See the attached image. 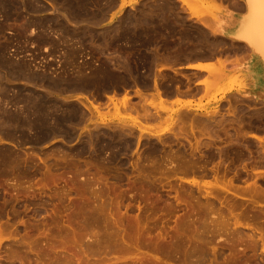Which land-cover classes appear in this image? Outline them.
I'll list each match as a JSON object with an SVG mask.
<instances>
[{"label": "rangeland", "instance_id": "obj_1", "mask_svg": "<svg viewBox=\"0 0 264 264\" xmlns=\"http://www.w3.org/2000/svg\"><path fill=\"white\" fill-rule=\"evenodd\" d=\"M53 3H51V2ZM60 1V2H59ZM78 1V0H77ZM85 1V2H84ZM92 1V2H91ZM100 1H102V3L101 2H99V0H98V2H97V0H96V3H95V0L93 1V0H79L78 2H75L74 4H75V6H78V9H81V10H83V11H81V14L84 16H82L81 15V18H83V19H81V18H74V19H77L76 21L78 22L80 19H81V21H80V24H81V26H80V24H77V25H75L74 23L75 22H73V21H75V20H73L71 23H67L66 25H68L67 27H70L71 28V31H73V32H76L77 34H75V37L76 36H78V37H81L82 38V40L81 41H83V42H80L79 43V41L78 40H75L74 38H73V40H72V43L73 44H71L70 42L71 41H60L59 42V40L58 39H60L61 38V34H59L58 35V33H55V32H52L51 30H50V32L48 33V31H44V32H42V33H44L45 34V32L47 33V34H49L48 35V37H49V39L47 40V41H37L35 38H37L38 36H39V33L41 32L40 30H41V28H40V26H43V25H45V24H47V23H49V20L51 21H54V19H56V18H60V19H62V16L63 15H65V11H64V9L62 8L63 7V3L61 2V0H56V1H52V0H49V1H47V0H37L36 2H35V5H34V8L37 6L38 8H33L32 10H31V12L33 13V14H31V12L29 13V16H28V18L30 19V20H34V24L32 23V25H30L28 28H26V30H25V32H24V34L26 35V39H27V41H28V43L29 42H31V43H33L32 45L29 43H27V41L25 42V43H23L24 41L21 39V41L20 40H18L13 34L15 33V30H12V29H16V27L15 26H17V24L20 22L19 20V22L18 21H16V20H12V19H9V20H7V23H9V24H7L6 23V20L4 21V19L2 20L1 18H0V23L2 24V26L4 27V30H6V31H4L3 30V32H1L0 33V41H2V43L0 42V44L2 45V44H8L9 43V45H7L8 46V48H10V49H8L7 48V50H8V52H7V50H6V56L8 55L9 56V59H12V60H18L19 59V61L20 60H23V62H27V63H29L28 61H30V63L32 64H30V66H32V67H34L35 69H37L38 70V68L40 69V68H43V69H48L47 71L48 72H51L53 75H57V74H60L61 73V71H62V74L66 71V73L65 74H67V76H69V77H71L72 76V78L74 77V75H73V73L75 74V75H77L76 77L78 78V77H81L82 76V74H84L85 76L86 75H88L87 77H89L88 79H90V80H92L93 79V81L94 82H104V80H105V82H107L108 80L109 81H112V79L114 78H117V77H119L118 79H120L121 78V80L122 81H120V85L122 86V88L120 87V85L118 84L116 87H117V90L115 89V95H114V97L117 95V97H119V95H120V97H122V95H123V93L124 92H127V95H128V97L129 96H131L130 98H132V99H130L129 98V101H130V103H132L131 105L133 106V105H135V104H137L138 102L140 103L141 102V100L143 101V99L144 98H141V97H145V96H143L146 92H147V90H148V92H150V93H152L153 91H154V93L157 91V90H159V89H161V90H163L164 88V90H166V88H167V91L168 92H160V90H159V93H164V94H162V96L163 97H166V98H168V96L170 97L171 95H170V93H173V90H174V87L176 88V87H178L179 88V90L180 91H185V89L188 91H186L189 95V97H191V98H189L188 100V103H187V100H185V102L184 101H182V104H180V103H177V102H173V100H170L169 98V100L168 99H166V101H163L164 102V104H162V105H164L165 106V109L167 110L168 108L169 109H171V108H173L171 111L168 109L167 110V114H169V115H163V113L165 112L166 113V110L165 111H163L164 110V107L163 106H160V104L158 103V105L157 104H155V107H153L154 106V104H151V100L152 99H150V98H147V100H149L148 101V104L150 103V106H152V107H150L147 103V105H146V108H148L147 110H149V111H147V113H148V115H146V117L147 116H149V117H147L148 118V121H147V124H145L146 123V121L145 120H147V118H145V117H143L142 116V114H143V111H144V109L142 110V108H145V106L143 105V103H144V101L145 102H147V100H145L144 99V101H143V103L141 104L142 105V108H141V106H140V104L138 103V105H139V107L141 108H139V107H137L138 108V110H142V112L140 111V113H141V121L142 120H144V121H142V124L143 125H147V128H146V130L149 128V129H151V130H148L149 132H152V133H149L148 131H146V130H144L143 132H142V134H143V136L142 137H140L142 134H141V132H139L138 131V129L136 130V128L133 126V130H131V131H126L125 133H123V135H122V139H121V135L120 134H122V132H124L125 130H126V128H127V126L128 127H132L131 126V122L129 121L130 119V117H132V116H135L136 114L135 113H137V112H133V110H132V113H134V114H132V113H130V112H125L124 110H122V108H118V109H116V110H114L115 108L113 107V104L111 103L112 101L110 100V96L111 97H113L112 95H113V93H114V90H113V88L112 87H109V89L108 88H106V90L105 89H102V90H100L99 92H98V94H99V96L97 97V100H95L96 99V97L94 96V102H93V100H92V98H91V96H89V93H91L92 92V90L94 91L95 89H90V90H74L73 92L71 91L70 93H69V95H68V93H66V94H61V95H67V96H72V97H74V96H76L77 97V99L78 100H83L84 102H85V104L87 103L88 104V106L92 109V104L90 105V102L91 103H93V105H97V104H101V106L102 105H104V106H102V107H99L100 108V111L101 112H98V113H101L100 115H98L97 113H96V116L94 115V117H96V118H94V117H92V119H89V120H85V121H83L84 122V124L82 123V124H80L81 125V130H79L80 129V126H78V130H76V131H78V132H76L77 134H79V133H85L84 131L90 126V128H88L86 131L89 133V132H91L92 130H90L91 128H93L94 127V124L95 123H93V122H96L97 124L98 123H100V124H98V126L97 125H95V127H94V130L93 131H95V128H96V130H99V129H101L100 130V132H101V137H102V139L104 140V144L106 145H108V144H111V146L113 145H118V146H123L122 147V149L123 150H121L120 151V153H122V155H120V153H119V156H118V160L117 161H112V163H108V162H106V160H105V162L106 163H104V162H102V160H92V159H88V157H87V154H83V155H85V158L84 157H82L83 159H84V162H83V166H84V169L86 168H90V166H91V168L90 169H92V170H95V167H93L95 164L97 165V166H99L100 164L99 163H101V169H108L107 171L108 172H110L111 170V172L110 173H112L113 172V170L114 169H118V170H121L122 172H119L118 170H114V171H116V172H113V174H116V173H118L119 172V175H112L111 177L112 178H110V173H109V175H107L105 172H107V171H105L104 172V169L103 170H99L100 168V166L99 167H97L96 168V170L94 171L95 173H93V171L92 170H86V171H84L83 173H82V176H77L76 178L74 177V176H71V174H69L70 172H71V169L70 168H72L73 167V165H74V163H76V162H74V163H71V166L69 167V168H67L68 167V164H70L69 162L67 163V166H63V164H62V167H60V168H58L57 169V171L59 172V173H57V176L58 177H60L59 176V174L62 176V178H61V180L60 179H56L57 177L56 176H54V175H56V173H55V169H54V166H52L53 164V160L51 159V161H50V157L52 158V152H53V146H56V145H60L61 144V142H62V144H61V146H63V147H68L67 149L68 150H71V149H74V146L76 147V145H77V143L79 142V140H78V136H76V137H73L72 139H70L69 141H68V144H67V141L65 142V141H63L60 137H57L58 139H55V138H51L50 137V139H44L41 143L39 142V143H33V145H32V142H30V141H27V143H26V141H22L23 143H20L19 142V144H18V142H16V141H14L13 140V142H12V140H9V139H3V141H2V139H0V147L1 146H3V147H1L0 148V150L2 149V151L4 150V152H7V153H10L11 151V153H12V155H14V156H16V154L17 155H20V156H18L19 158H22V159H24V158H26V156L28 155V154H31L32 152V154H34V151L36 152H38V150H39V153H35V156H37L36 154H38V158L37 157H33L34 155H32L31 157L32 158H30V156H29V158H30V164L29 163H27V165H25L24 166V162H22V164L23 165H21L22 166V168L21 169H25V171L28 173V174H25V172H23L24 174H22L21 175V173L20 174H18V176L16 177L17 179L19 178V180H20V184L18 183L19 181H14V179L15 178H13V177H11V176H13L14 174L9 170V169H7V167H5V170H4V167L3 166H1L0 168H2V170H0V174H2L3 172H5L4 173V175L6 176V175H8V177L6 178V177H4L3 176V174L2 175H0V196H1V198H0V210H2V211H0L1 212V214L0 215H2V216H0V261L2 262L3 260H6L7 259V256L9 257L10 256V254L12 255V253L14 252V253H16L17 251H18V249H17V251L15 252V251H13L14 249H16V245L18 244V246H19V243H20V245H22V247H20L21 248V251L19 250L18 251V253H17V255H16V257H18V262H20L19 260L20 259H22L21 260V262L20 263H16L17 261L15 260V259H17V258H15L13 255L11 256L13 259H14V261H13V263L14 264H21V263H23V264H36L35 262H45L46 261V258H50V261H49V259H47L48 260V262H50L49 264H57V262L56 261H54V260H57L58 261V258L57 257H59L60 255H63V254H66L67 252H66V248H67V250H68V252H69V256H72L73 258H71V257H68L67 258V261L65 262L64 261V264H72L73 262L72 261H74V263L75 264H112V263H115V264H118V262L120 261V262H122L123 264H125L126 262L127 263H134V264H142V262L141 261H143V264H144V262H146V260H148L149 261V263H150V261L153 259L152 257H154V260L156 259L157 261L159 260V261H162V263L161 262H159V264H164V261H165V264H166V262H167V264H177V262L175 263V262H173V259L176 257L177 258V256L178 255H183V253H181L182 252V250H181V252H180V254L179 253H174V249H171L172 247H171V245L172 244H174L173 243V238L174 237H178L179 235H177V234H179V233H177L178 231H179V229L181 230L182 229V226L184 225L183 223L185 222V220L186 219H188L189 217H190V212L188 213V210H186V207L185 206H187L186 204H185V202H187V203H190L189 204V206L190 205H192L193 204V206H192V208L194 209V210H196L197 208L196 207H200L199 209L200 210H198L197 209V211H194V212H200L201 213V208H203V210L205 209V211H206V209H208V206H206L205 207V205L204 206H202V204L204 203V201L205 202H207V203H205V204H209L210 202L209 201H207V200H209L210 199V201L212 200L213 201V203H214V200H215V203L214 204H216L217 202L219 203H221V202H223L224 200H227V198L228 197H230L229 196V194H226L224 191H220L219 190V192L217 193V191H218V189L217 188H219L220 186H222V185H220V182L222 183V182H230L229 184H231V186L233 187V185H232V183L231 182H233V184H234V188H235V185H237L238 186V188H239V186H240V191H241V187H242V190L243 191H241V194H239L238 192H240V191H238L237 189H235L234 190V188H232L230 185V187H231V189L229 188V190H231L232 192L234 191V192H236V198L234 197V200L233 199H230L229 201L227 200L226 201V203L228 204L229 202H231V203H229L230 205H231V207H232V204H235L236 206L235 207H238V210H236V208H234V205H233V209H234V213H236L237 211H239V210H241V211H244V213H243V215H245L246 216V218L244 217V220L243 221H241V223H245V224H247L248 225V227L250 228L251 227V229L253 228V230L252 231H254V232H252V237L254 238H252L253 240L252 241H249V239L247 240V237H245L246 239L243 241V239L242 238H238L237 237V235H235L234 236V234H235V231H234V234L232 233L231 234V232H233L232 230H233V228H231L232 226H233V222H232V220L234 221V219L233 218H230V216H229V214H228V217H225V218H227V222H228V224H227V227H230L231 225V227L228 229L227 228V230L229 231V233H227L228 231L226 230V228H224L223 227V229L225 230H222V231H224V232H222L221 231V229L219 230V232L218 231H216V233L218 232V235L214 232L215 231V228L213 229V232H214V234L215 235H213V236H216V237H213L212 235H207V236H210V237H213V238H215V240H213L212 242H211V244L214 246V245H217V246H215L216 248L218 247V246H221L222 244V248H223V246H224V248L222 249L221 247H219V251H216L215 250V247H214V249H213V253L216 251L217 253L219 252V255L215 252L214 253V255L215 254H217V257L218 258H220V259H215V258H217V257H215L214 256V260H213V262H214V264H216V263H218V264H223V263H220V262H222L223 260H222V258L224 259V253H227L228 254V252H225L226 251V247H228V246H225V245H227L228 243V240L229 239H233V241L236 239V238H238L237 239V242H235V243H237L236 245V247L238 248V250L237 251H239L240 249H239V247L242 245V247H240V248H244L242 251L243 252H245L246 251V254L248 255V257H247V255H246V258H245V253L243 254L242 252H240L242 255H244L243 257H242V255L239 253V252H237V254L239 253L240 254V256L244 259L245 258V260H247L248 261V258H250L249 259V262H245L243 259H242V261L244 262L243 264H247V263H249V264H264V242L261 244V242H262V240H256V239H260V235L262 234L260 231H262V230H264V143L262 142V143H259V142H257L256 140V130H255V126H256V121H257V115H256V102H254V101H252V100H250V99H247V98H244L243 96H241V95H239V94H235V93H231V95L230 94H228L227 96L226 95H223L224 93H225V91H226V89H224V88H222V87H220V88H218L216 85H217V80H213L212 79V81H214V83H212L211 84V87L209 86L210 84V82H206L204 85H203V89L201 90V89H197V90H195L194 91V88H192L193 86H192V82H193V80L195 79V77L190 73V72H187V71H181V70H177V66H179V65H182L188 58H191V56H193L194 54H198V53H202V52H200V50L202 51L203 50V46L201 47V45L196 41V39H198V31H199V29L197 28V27H195V26H193V24L191 23V21L190 20H186V19H184L182 16H180V14H178V6H177V2H175L174 0H148L147 2H145V0L143 1H141V2H137L136 0H132V1H129V2H125V1H123V2H121L120 4H118V0H100ZM113 1H116V3H114ZM136 1V2H135ZM55 2H58L57 3V5H56V3ZM106 2H108L107 3V5L105 4ZM135 4V5H130V6H132L131 8H125V6L124 5H129V4H133V3ZM144 2L146 3V4H144ZM152 2V3H151ZM161 2V3H160ZM168 2V3H167ZM38 3V4H37ZM51 3V4H50ZM61 3V4H60ZM112 3V4H111ZM114 3V4H113ZM151 3V4H150ZM42 4V5H41ZM80 4V5H79ZM88 4H91V5H88ZM93 4V5H92ZM97 4V5H96ZM99 4V5H98ZM105 4V5H104ZM109 4V5H108ZM111 4V5H110ZM141 4V5H140ZM153 4V5H152ZM157 4H158V6H157ZM161 4V5H160ZM50 5H52V6H50ZM55 5V6H54ZM59 5H60V7H59ZM86 5V6H85ZM96 5V6H95ZM100 5H102V6H100ZM112 5H113V7H112ZM157 7H156V6ZM160 5V6H159ZM56 6H58V7H56ZM62 6V7H61ZM91 8H89V7ZM99 6V7H98ZM105 6L107 7L108 6V8H105ZM165 6V7H164ZM56 7V8H55ZM103 7V8H102ZM112 7V8H111ZM120 7H122V8H120ZM150 7V8H149ZM168 7H170V8H168ZM61 8L63 9L62 11L64 12H62L61 11ZM98 8H99V11H98ZM139 8V9H138ZM158 8V9H157ZM160 8V9H159ZM38 11H37V10ZM42 9V10H41ZM95 9H97V10H95ZM121 9V10H120ZM153 9V10H152ZM174 9V10H173ZM33 10H35V12L33 11ZM104 10V11H103ZM101 11V12H100ZM104 13H103V12ZM168 11V12H167ZM96 12H97V14H96ZM154 12V13H153ZM156 12V13H155ZM35 13V14H34ZM88 15H87V14ZM99 13V14H98ZM103 13V14H102ZM144 13V14H143ZM146 13V14H145ZM159 13V14H158ZM93 14V15H92ZM166 14V15H165ZM31 15H33L34 17H32ZM53 15V16H52ZM55 15V16H54ZM59 15V16H58ZM95 15H98L97 17H95ZM101 15H103V16H105V17H103V16H101ZM126 15V16H125ZM131 15V16H130ZM178 15V16H177ZM61 16V17H60ZM86 16H90L91 18L90 19H86L87 17ZM101 16V17H100ZM122 16V17H121ZM160 16V17H159ZM162 16H163V19H162ZM169 16V17H168ZM50 17V18H49ZM93 17H94V19H93ZM98 17H99V19H98ZM124 17H126V18H124ZM137 17V18H136ZM33 18V19H32ZM36 18V19H35ZM40 18V19H39ZM54 18V19H53ZM102 18V19H101ZM173 18V19H172ZM175 18V19H174ZM21 19V18H20ZM37 19H39V20H37ZM48 21H47V20ZM144 19V20H143ZM12 20V21H11ZM22 20V19H21ZM82 20H85V21H82ZM92 20V22H94L93 24H91L90 23V21ZM93 20H95V21H93ZM124 20V21H123ZM128 22H127V21ZM143 20V21H142ZM172 20V21H171ZM181 20V21H180ZM184 20V21H183ZM17 23H15V22ZM41 21H42V23H41ZM51 21V22H52ZM96 21H97V23H96ZM133 21V22H132ZM140 21V22H139ZM161 21V22H160ZM173 21H175V22H173ZM178 21H179V23H178ZM13 22V24L12 25H10L11 23ZM35 22H36V24H35ZM39 22V23H38ZM45 22V23H44ZM47 22V23H46ZM132 22V23H131ZM147 22H149V23H147ZM157 22V23H156ZM167 22V23H166ZM173 22V23H172ZM190 22V23H189ZM4 23V24H3ZM15 23V24H14ZM44 23V24H43ZM96 23V24H95ZM126 23V24H125ZM159 23V24H158ZM72 24V25H71ZM156 24V25H155ZM6 27H5V26ZM35 25V26H34ZM39 25V26H38ZM127 25V26H126ZM129 25V26H128ZM132 25V26H131ZM183 27H182V26ZM9 26V27H8ZM76 26V28H78V29H76V28H74ZM79 26V27H78ZM85 26V27H84ZM133 26H134V28H133ZM40 29H39V28ZM83 27V28H82ZM114 27H115V29H114ZM12 28V29H11ZM29 28H31L30 30H32L31 32H29ZM35 28H36V30H35ZM74 28V29H73ZM88 28H89V30H88ZM146 28V29H145ZM156 28V29H155ZM172 28V29H171ZM181 28V29H180ZM186 28V29H185ZM73 29V30H72ZM76 29V30H75ZM80 29H83L84 30V32H83V30L82 31H80ZM92 29H93V31H92ZM95 29H96V31H95ZM110 29H111V31H110ZM113 29H114V31H113ZM117 29H119L118 31H116ZM149 29V30H148ZM158 29V30H157ZM169 29V30H168ZM183 29V30H182ZM78 30H79V32H78ZM85 30H87V31H85ZM98 30V31H97ZM100 30V31H99ZM135 30V31H134ZM149 31V33H148V31ZM191 30V31H190ZM26 31L27 32H29V33H26ZM90 31V32H89ZM103 31H105L104 33H103ZM108 31V33L110 34V32H111V34L109 35L108 33H106ZM130 31V32H129ZM132 31V32H131ZM137 31V32H136ZM167 31V32H166ZM73 32H72V34H73ZM85 32H87V33H85ZM135 32H136V34H135ZM143 32L145 33L146 32V34L144 35L143 34ZM158 32V33H157ZM171 32V33H170ZM187 32V33H186ZM13 33V34H12ZM36 33V34H35ZM42 33H40V35L42 34ZM52 33V34H51ZM79 33H81V35H78ZM91 33V34H90ZM97 33H99V34H97ZM120 33V34H119ZM134 33V34H133ZM141 33V34H140ZM148 33V34H147ZM23 34V35H24ZM34 34V35H33ZM56 34V35H55ZM108 35V36H106V35ZM113 34H116V35H113ZM124 34H126V36H124ZM132 34V35H131ZM142 34H143V40H141L142 38ZM157 34V35H156ZM176 34V35H175ZM195 34V35H194ZM31 35V36H30ZM36 35V36H35ZM53 35H55V37L53 36ZM90 35V36H89ZM93 35V36H92ZM113 35V36H112ZM135 35V36H134ZM162 35V36H161ZM183 35H185L186 37H184ZM51 36H53V37H51ZM72 36H74V35H72ZM89 36V38H90V40H92V38L94 37V36H96V37H94L93 38V41L95 40L96 42H93V41H90L89 40V38H87ZM101 36H105L104 38L103 37H101ZM113 38H112V37ZM115 36V37H114ZM119 36H121V37H119ZM131 36H132V38H133V41H132V38H131ZM136 36H137V38H136ZM138 36H139V40H138ZM141 36V37H140ZM176 36V37H175ZM30 37L32 38V40H33V38H34V40H33V42L31 41V39H30ZM57 37H59L58 39H57ZM101 37V38H100ZM156 37V38H155ZM174 37V38H173ZM188 37V38H187ZM195 37V38H194ZM52 38V39H51ZM55 38V39H54ZM87 38V39H86ZM101 40H100V39ZM111 39V40H109L108 41V39ZM121 38V39H120ZM134 38H136L135 40H134ZM146 38V39H145ZM152 40H151V39ZM158 38H159V40H158ZM177 39V41H176V39ZM184 38V39H183ZM190 38V39H189ZM53 39H54V41L56 42H54V46H53V43L52 42H50V41H53ZM97 39V40H96ZM99 39V40H98ZM117 39V40H116ZM120 39V42L121 43H118L119 40ZM131 39V40H130ZM145 39V40H144ZM150 39V40H149ZM156 39H157V41H156ZM165 39L166 40H168V41H165ZM183 39V40H182ZM4 40V41H3ZM5 40H6V42L7 43H4L5 42ZM15 40V41H14ZM50 40V41H49ZM74 40H75V42L76 43H74ZM84 40H87V41H84ZM89 40V41H88ZM149 40V41H148ZM99 41V42H98ZM105 41H107V43H104ZM116 41H117V43H116ZM130 41H131V43H130ZM149 43H148V42ZM171 41V42H170ZM175 41V42H174ZM20 44H19V43ZM43 42H45V43H43ZM58 42V43H57ZM63 42V43H62ZM64 42H66V43H64ZM87 43V45H86V43ZM135 44H134V43ZM146 42V43H145ZM218 42V43H217ZM217 48L219 47V48H221L222 46H223V44H222V42L220 43V41H218L217 40ZM17 45H16V44ZM23 43V44H22ZM42 43V44H41ZM71 45H70V44ZM81 43H83L82 45H81ZM92 43V44H91ZM111 43V44H110ZM113 43V44H112ZM116 43V44H115ZM123 43V44H122ZM28 44V45H27ZM36 44V45H35ZM74 44H76L75 46H74ZM78 44V45H77ZM89 44V45H88ZM96 44V45H95ZM106 44H109V46L111 47V50H110V47H108V45H106ZM119 44H121V45H119ZM126 44H128V45H126ZM149 44V45H148ZM152 44V45H151ZM157 44H159L158 46H156ZM197 44V45H196ZM18 45H20V46H18ZM26 45V46H25ZM47 45V46H46ZM51 45V46H50ZM58 45V46H57ZM66 45V46H65ZM68 45H69V47L70 46H72L73 48L75 47V49H76V51L77 52H75L74 53V51H70V50H73V48L72 49H69V47H68ZM87 47H86V46ZM90 45H91V47H90ZM94 45V46H93ZM106 45V46H105ZM116 45V46H115ZM118 45V46H117ZM140 45V46H139ZM146 45V46H145ZM153 45H154V47L156 48V47H158V48H156L155 50H156V52L153 50ZM165 45V46H164ZM172 45H174V46H172ZM220 45V46H219ZM16 46V47H15ZM25 46V47H24ZM84 46V47H83ZM121 46V47H120ZM124 46H125V48H124ZM144 46V47H143ZM148 46V47H147ZM160 46V47H159ZM163 46V47H162ZM182 46V47H181ZM196 46V47H195ZM199 46V47H198ZM19 47V48H18ZM21 47V48H20ZM24 47V48H23ZM30 47V48H29ZM48 47H50V48H52V49H48ZM53 47L55 48V50H56V48L58 47V49L55 51L54 49H53ZM61 47V48H60ZM66 47H68V48H66ZM79 47L82 49H80V51H82L81 52V54H80V52H78L79 50ZM102 47V48H101ZM106 47H108V48H106ZM115 47V48H114ZM123 47V48H122ZM132 47H133V49H132ZM136 47H139V48H136ZM150 47H151V49H150ZM173 47V48H172ZM176 47V48H175ZM195 47V48H194ZM23 48V49H22ZM99 48H100V50H99ZM103 48H104V50L105 51H103ZM113 48V49H112ZM131 48V50L129 51V49ZM142 48V49H141ZM165 48V49H164ZM219 48H218V50H219ZM19 49H20V51H19ZM62 49V50H61ZM69 50L70 51V53L73 55L74 54V57L73 58H71L72 57V55L69 53V51H67V50ZM74 49V50H75ZM86 49H87V51H88V53L86 52ZM90 51H89V50ZM95 49H97L96 51H95ZM102 49V50H101ZM107 49V50H106ZM118 49V50H117ZM121 49H122V51H121ZM126 49H128L127 51H126ZM136 49H138V50H136ZM144 49V50H143ZM146 49V50H145ZM162 49V50H161ZM186 49H187V51H186ZM50 50H51V52H50ZM66 50V51H65ZM84 50V51H83ZM95 51V53H94V51ZM108 50H110L111 51V53H110V51H108ZM115 52H114V51ZM134 50V51H133ZM137 52H136V51ZM141 52H140V51ZM151 50V51H150ZM172 50V51H171ZM184 50V51H183ZM12 51V52H11ZM17 51V52H16ZM63 51L64 52H66L65 53V57L63 56L64 55V53H63ZM116 51H118V53L116 52ZM149 51H150V54H149ZM153 51V52H152ZM161 51H162V53H161ZM167 51V52H166ZM220 51V50H219ZM34 52V53H33ZM37 52V53H36ZM73 52V53H72ZM102 52H104V53H106V54H104V53H102ZM114 52V53H113ZM121 52H123V53H121ZM126 52V53H125ZM127 52H129L128 54H127ZM132 52V53H131ZM136 52V53H135ZM152 52V53H151ZM187 52V53H186ZM189 52V53H188ZM194 53V54H191V53ZM198 52V53H197ZM15 53V54H14ZM19 53V54H18ZM68 53V54H67ZM79 53V54H78ZM84 53V54H83ZM108 53V54H107ZM135 53V54H134ZM143 53V54H142ZM63 54V55H62ZM69 55V56H71V57H68V59H67V55ZM77 56H76V55ZM85 54H87L86 56H87V58H89L90 60H88L87 58H86V56H85ZM89 54V55H88ZM91 54H92V57L90 58L89 56H91ZM101 54H102V56H101ZM109 54H110V56H109ZM113 54H115V55H113ZM116 54L121 58V55H122V58L121 59H123V60H120V58H118V56L116 57ZM121 54V55H120ZM133 55V56H131V55ZM142 54V55H141ZM152 54V55H151ZM161 54V55H160ZM177 54V55H176ZM189 54L191 55L190 57H189ZM13 55H15V56H13ZM38 55V56H37ZM78 55H81V56H78ZM104 55H108L109 56V58H108V56L105 58V56ZM126 55H128V56H126ZM141 55V56H140ZM147 55V56H146ZM154 55V56H153ZM164 55V56H163ZM179 55V56H178ZM185 55V56H184ZM11 56V57H10ZM35 58H34V57ZM40 56H41V58H40ZM95 56V57H94ZM115 56V57H114ZM127 58V61H125V62H127V64L124 62V60H126V58ZM135 56V57H134ZM152 56V57H151ZM157 56H159L160 58H159V60H158V57ZM163 56V57H162ZM166 56V57H165ZM14 57H15V59H14ZM19 57V58H18ZM113 57H114V59H113ZM124 57V58H123ZM129 57H134V58H129ZM168 57V58H167ZM186 57H187V59H186ZM64 58H66V60L64 59ZM69 58H71V59H69ZM74 58H75V60H74ZM99 60H98V59ZM111 58V59H110ZM116 58V59H115ZM138 58V59H137ZM140 58V59H139ZM143 58V59H142ZM149 58V59H148ZM157 58V59H156ZM59 59V60H58ZM91 59H93L92 61H94V62H92V64H93V66L94 65H96V66H94L95 68L97 67H99L98 69L96 68H91V66H92V64L90 65V63H91ZM97 59V60H96ZM101 59V60H100ZM106 59V60H105ZM136 59V60H135ZM161 59V60H160ZM163 59H165V60H163ZM25 60V61H24ZM71 61V64L73 65V63H75V61H76V64H74V67L77 65L78 67L75 69L73 66L71 67V64H70V61ZM85 60V61H84ZM109 60H110V63L112 64V65H114V67L112 66V65H110V63H108L109 62ZM114 60V61H113ZM115 60H117V62L118 63H114V62H116ZM131 60V61H130ZM134 60V61H133ZM157 60V61H156ZM45 61V62H44ZM47 61V62H46ZM63 62V64L65 63V65L63 66V64H62V62ZM66 61V62H65ZM74 61V62H73ZM87 61V62H86ZM96 61H99L98 62V64L100 65V64H102V61L104 62V65H101V66H99L97 63H96ZM134 62V64H133V62ZM142 61V62H141ZM144 61V62H143ZM149 61V62H148ZM154 61V62H153ZM177 61V62H176ZM184 61V62H183ZM68 62V64H70V65H68V64H66ZM101 62V63H100ZM122 62V63H121ZM156 62V63H155ZM61 63V64H60ZM88 63V64H87ZM124 63V64H123ZM140 63V64H139ZM160 63V64H159ZM172 63H174V65L172 64ZM176 63V64H175ZM36 64V65H35ZM60 64V65H59ZM79 64H80V66H79ZM108 66H107V65ZM120 64V65H119ZM156 64H158V65H156ZM167 64V65H166ZM171 64V65H170ZM35 65V66H34ZM50 65V66H49ZM54 66V67H52V66ZM82 65H84V66H82ZM88 65V66H87ZM90 65V66H89ZM110 65V66H109ZM120 67V70H118L119 68H115V67ZM126 67H125V66ZM137 65V66H136ZM139 65H141V66H139ZM151 65V66H150ZM171 67H170V66ZM177 65V66H176ZM39 66V67H38ZM44 66V67H43ZM45 66L47 67V68H45ZM56 66V67H55ZM57 66H58V68H57ZM66 66L68 67V68H66ZM128 66V67H127ZM130 66H132L133 67V69H132V67H130ZM36 67H38V68H36ZM50 67V68H49ZM60 67L61 68H63V70H61L60 69ZM101 67V68H100ZM102 67H103V69H102ZM109 68V70H111L112 68V70H111V72L107 69V68ZM146 67H150V69H146ZM154 67H155V69H154ZM166 69H165V68ZM56 68V70H54ZM66 68V69H65ZM71 68H73V69H71ZM87 68V69H86ZM92 70H91V69ZM127 69V70H125L124 71V69ZM129 68H130V70H129ZM135 68V69H134ZM49 69H52V70H49ZM64 69H65V71H64ZM88 69L90 70L89 72H88ZM101 69V70H100ZM104 69H105V71H104ZM132 69V70H131ZM140 69H144L143 71L141 70L140 71ZM159 69V70H158ZM162 69H164V70H161ZM169 69V70H168ZM172 69V70H171ZM61 70V71H60ZM73 70V71H72ZM76 72H75V71ZM87 70V71H86ZM96 70V71H95ZM135 70V71H134ZM138 70V71H137ZM148 70H150V71H148ZM165 70H166V72H165ZM172 72H171V71ZM53 71H54V73H53ZM57 73H56V72ZM58 71H60L59 73H58ZM70 71H72V72H70ZM93 71V72H92ZM108 71V72H107ZM115 71V72H114ZM121 72V73H119V72ZM130 71V72H129ZM132 71V72H131ZM140 71V72H139ZM151 72V74L150 73H148V72ZM153 71H154V74H153ZM174 71H175V73H177V74H175L174 73ZM79 72V73H78ZM102 72V73H101ZM113 72V73H112ZM123 72V73H122ZM139 72V73H138ZM145 72H146V74H145ZM156 72V73H155ZM159 72H160V74H159ZM184 72V73H183ZM56 73V74H55ZM88 73V74H87ZM90 73H96V76H91V74ZM104 73H105V76H104ZM111 73V74H110ZM128 73V74H127ZM132 73L133 74V76H132V74L130 75V74ZM137 73V74H136ZM144 73V74H143ZM161 73H163V74H161ZM68 74H70V75H68ZM72 74V75H71ZM100 74V75H99ZM114 74H118V76L117 75H114ZM123 74V75H122ZM129 75V76H127V78L128 77H130L129 78V81H128V79L126 78V75ZM139 74V75H138ZM140 74L142 75V76H140ZM156 74V75H155ZM100 77H98V76ZM106 75H108V76H106ZM114 75V76H113ZM125 75V76H124ZM145 75V78L146 79H149V80H147L148 82H147V84H146V79L145 78H143V76ZM102 76V77H101ZM104 76V77H103ZM112 76V77H111ZM116 76V77H115ZM122 76V77H121ZM188 76V77H187ZM98 79H97V78ZM111 78V80H110V78ZM139 77V79H137ZM142 77V78H141ZM151 77V78H150ZM187 77V78H186ZM107 78H108V80H107ZM170 78V79H169ZM178 78H181V79H178ZM190 78V79H189ZM94 79H96V80H94ZM100 79V80H99ZM113 79V80H114ZM125 79V80H124ZM133 79H135L134 81H132ZM155 79V80H154ZM98 80V81H97ZM139 80V81H138ZM150 80H152V81H154V82H156L158 85H159V83L161 84V85H157V84H155L156 86H155V88H157V90H154L155 88L152 86L151 87V84H152V81H150ZM159 81V83L157 82V81ZM125 81V82H124ZM131 81H132V84H130L131 83ZM173 81V82H172ZM211 81V80H210ZM137 82V83H136ZM154 82H153V84L152 85H154ZM188 82H189V84H188ZM18 83V82H17ZM128 83L130 84L129 86H128ZM139 83H140V85H139ZM216 83V84H215ZM134 84V85H133ZM137 84H138V86L140 87L138 90L140 91V90H142L143 89V91L142 92H144L145 91V93H143V95H142V92L140 93V95H141V97H139L140 98V100H139V98H138V96H140V95H137V93H135V90L134 89H136L138 86H137ZM149 84H150V86H149ZM206 84H209V85H206ZM215 84V85H214ZM126 85V86H125ZM131 85H132V87H131ZM144 85H146V86H144ZM149 87H148V86ZM206 85V86H205ZM212 85H213V87H212ZM133 86L135 87L136 86V88H133ZM142 86V87H141ZM160 87V88H158V87ZM163 86V87H162ZM183 86V87H182ZM216 86V87H215ZM116 87H114V88H116ZM170 87V88H169ZM205 87H207V88H205ZM128 88V89H127ZM132 88V89H131ZM142 88V89H141ZM144 88H145V90H144ZM147 88V89H146ZM151 88H154L153 90L151 89ZM171 88H172V90H171ZM178 88H177V90H178ZM181 88H183L182 90H181ZM191 88V89H190ZM206 89V91H205V89ZM110 89H111V91L112 92H110ZM121 89V90H120ZM169 89V90H168ZM105 90V91H104ZM125 90V91H124ZM129 90V91H128ZM130 90H133V92L135 93H133L132 91H130ZM137 90V89H136ZM150 90H152V92L150 91ZM176 90V89H175ZM176 90V91H177ZM204 90V91H203ZM120 91H124V92H121V94H118V93H120ZM169 91H170V93H169ZM172 91V92H171ZM83 92V93H82ZM87 93V95H86V93ZM118 92V93H117ZM191 92V93H190ZM94 92H92L91 93V95L93 94ZM102 93V94H101ZM103 93H104V95H103ZM106 93V94H105ZM112 95H111V94ZM150 93H146L145 95H146V97H147V95H150ZM168 93V94H167ZM223 93V94H222ZM73 94V95H72ZM83 94V95H82ZM98 94H96V95H98ZM109 94V95H108ZM126 94V93H125ZM130 94V95H129ZM132 94V95H131ZM153 94V93H152ZM166 94V95H165ZM221 94V95H220ZM86 95V96H85ZM102 95V96H101ZM106 95V96H105ZM126 95V96H127ZM135 95L137 96V97H135ZM81 96V97H80ZM82 96H83V98H85V99H81L82 98ZM93 96V95H92ZM151 96V95H150ZM108 97V98H107ZM113 97V98H114ZM117 97H115V98H117ZM119 97V98H120ZM145 97V98H146ZM149 97V96H148ZM90 98V99H89ZM99 98V99H98ZM103 98V100H101ZM115 98H114V101L115 102H117L116 100H118V99H116L115 100ZM135 98V99H134ZM136 98H137V100H139V101H136ZM193 98V99H192ZM194 98H196V100L194 101ZM73 99V98H72ZM70 100V102H69V105H74V107L76 106V107H78V106H80L81 107V110H86V108H83V107H85L81 102H79L76 98H74L73 100ZM87 99V100H86ZM75 100V101H74ZM89 100H91V101H89ZM100 102H99V101ZM107 101L106 103H105V101ZM154 100V99H153ZM179 100V99H178ZM73 101H74V103L76 104H74L73 103ZM97 101V103H95ZM102 101H103V103H102ZM108 101H111L110 103H109V105L111 106V108H110V106H108V105H106L107 103H108ZM132 101H136L135 103H133ZM156 101V100H155ZM180 102H181V100H179ZM79 102V103H78ZM83 102V103H84ZM99 102V103H98ZM166 102H167V104H169L168 105V108H166L167 107V105H166ZM217 102V103H216ZM77 103L79 104V105H77ZM153 103H156V102H153ZM173 103V104H172ZM185 105H184V104ZM83 105V107H82V105ZM86 104V105H87ZM100 104H99V106H100ZM171 104V105H170ZM108 107H106V106ZM157 105V106H156ZM181 105H184V106H182V108H180L181 107ZM193 105V106H192ZM135 106H137V105H135ZM160 106V107H159ZM172 106V107H171ZM175 106H177V107H175ZM188 106V107H187ZM196 106V107H195ZM105 107H106V109H109V112H105L104 110H105ZM150 107V108H149ZM156 107H157V109L158 110H156V112H158L159 111V109L161 108V110L163 111V113H161L160 111V113L162 114H157L156 112H152V111H150V109H152V110H154V108L156 109ZM184 107V108H183ZM187 107V108H186ZM79 108V107H78ZM114 108V109H113ZM136 108V109H137ZM177 110H176V109ZM104 111V112H102V110ZM111 109V110H110ZM119 109H121V110H119ZM181 109V110H180ZM146 110V109H145ZM179 110L181 111V112H183V111H185L184 113L186 114H184V116L185 117H187V119H186V122H185V120H183V118H185V117H182L180 114H182V113H180V114H178V116H180V119L181 120H177L176 119V117H178L176 114L177 113H179ZM190 110V111H189ZM197 110V111H196ZM200 110V111H199ZM106 111H108V110H106ZM124 111V112H123ZM175 111V112H174ZM178 111V112H177ZM189 111V112H188ZM86 112H87V110H86ZM145 112V111H144ZM151 112V113H150ZM174 112V113H173ZM198 112H201V113H198ZM215 112V113H214ZM109 113V114H108ZM112 113V114H111ZM116 113V114H115ZM154 113V114H153ZM174 114V116H173V114ZM191 113H195V114H193V115H191ZM196 113H198V114H196ZM213 113V114H212ZM125 114V116H123ZM131 114V115H130ZM137 114H139V112L137 113ZM149 114H151V115H149ZM155 115V114H157L156 116H153V115ZM182 114V115H183ZM112 115V116H111ZM117 117H116V116ZM126 115H129V116H126ZM140 115V114H139ZM163 118L161 121H159L161 118H160V116ZM170 115H171V118H172V120L173 119H175V120H177L178 122H176L175 120H171L170 119ZM175 115H176V117H175ZM206 117H205V116ZM101 117V118H99V117ZM151 116H152V119H150L151 118ZM158 116H159V118H158ZM194 116H197L196 118L194 117ZM210 116V117H209ZM103 117V118H102ZM110 119H109V118ZM111 117H113V118H111ZM121 117V118H120ZM129 117V118H128ZM155 117V118H154ZM175 117V118H174ZM189 117H190V119L193 117L194 119V121L192 120H190L189 119ZM209 117V118H208ZM106 119V121L108 120V122L107 123H109V121H111V122H120L121 123V121L120 120H122V123L124 122L125 123V125H123V124H121V125H123V127L121 126V127H119L118 125L120 124H118V123H116V125L118 126V129L119 128H121V130H120V132L122 131V130H124V131H122L121 133L119 132V130H118V132L120 133V134H118V132H117V130H116V128H117V126L115 125V123H111L112 124V126H116V128H113V129H111V124H106V123H104L105 122V119ZM120 118V119H119ZM144 118V119H143ZM153 118L156 120V122L157 121H159L160 123H156L155 122V120H153ZM166 118V119H165ZM207 118V119H206ZM95 119H101L99 122H97V121H93V120H95ZM117 119H119V120H117ZM129 119V120H128ZM150 119V120H149ZM159 119V120H158ZM167 119H168V121H167ZM125 120V121H124ZM151 120H152V122H151ZM183 120V122H184V124L181 122ZM89 121H91V122H89ZM104 121V122H103ZM129 123V125H126V124H128L127 122ZM164 123H163V122ZM171 121V122H170ZM89 123H92V124H89ZM102 123H104V125L106 124V125H108V126H106V127H109V130H107L108 128H105V126L102 124ZM155 123V124H154ZM171 123H174V124H171ZM178 123V124H177ZM182 124V126H181V124ZM244 123V124H243ZM89 124V125H88ZM102 124V125H101ZM148 124H150V125H148ZM153 124V125H152ZM169 124H170V126L173 128V129H171V127H170V129L168 128L169 127ZM177 124V125H176ZM249 124V125H248ZM253 124V125H252ZM88 127H87V126ZM100 125V126H99ZM167 125V126H166ZM84 126H85V128H84ZM93 126V127H92ZM103 126V127H102ZM124 126L126 127V128H124ZM239 126V127H238ZM253 126V127H252ZM83 127V128H82ZM87 127V128H86ZM100 127V128H99ZM242 127V128H241ZM124 128V129H123ZM130 128H129V130H130ZM134 128H135V131H134ZM238 128H239V131H237L238 130ZM83 129H84V131H83ZM115 129V130H114ZM228 129V130H227ZM237 129V130H236ZM112 130V131H111ZM169 130V131H168ZM235 130V131H234ZM105 131V132H104ZM108 131V132H107ZM133 131V132H132ZM216 131V132H215ZM229 135V137H228V135L225 133V132ZM236 131H237V135L235 134L236 133ZM86 132V133H87ZM103 132H104V134H103ZM128 132H129V136H128ZM137 132V133H136ZM212 132H213V134H212ZM220 132V133H219ZM82 133V134H83ZM85 133V134H86ZM105 133L107 134V135H105ZM108 133H109V136H108ZM131 133V134H130ZM140 133V134H139ZM154 133V134H153ZM216 135H218V138H216L217 136H215V134ZM218 133V134H217ZM232 134V136H231V134ZM245 133V134H244ZM114 134V135H113ZM127 134V135H126ZM134 134V135H133ZM138 134V135H137ZM211 134V135H210ZM225 134V135H224ZM234 134H235V136H234ZM239 134L241 135V136H239ZM243 134V135H242ZM84 135V134H83ZM103 135V136H102ZM111 135V136H110ZM113 135V136H112ZM119 135V137H117ZM125 135V136H124ZM140 135V136H139ZM227 135V136H226ZM116 136V137H115ZM130 136H132V137H130ZM137 136H139L140 137V139L138 140V138L139 137H137ZM147 136V137H146ZM221 136V137H220ZM230 136H231V138H230ZM233 136H234V139H233ZM243 136V137H242ZM111 137V138H110ZM227 137H228V139H227ZM239 139H238V138ZM255 137V138H254ZM137 138V139H136ZM235 138H237L238 140H236ZM243 138V139H242ZM62 141H61V140ZM121 139V140H120ZM128 139V140H127ZM233 139V140H232ZM241 139V140H240ZM249 139V140H248ZM254 139V140H253ZM58 140H60V141H58ZM108 140V141H107ZM135 140V141H134ZM143 140V141H142ZM251 140V141H250ZM2 141V142H1ZM72 141V142H71ZM122 141V142H121ZM126 141V142H125ZM127 141H129V142H127ZM132 141V142H131ZM164 141H165V144H164ZM167 141V142H166ZM229 141H234V142H229ZM16 142V143H15ZM55 142H57V143H55ZM65 144H64V143ZM116 142V143H115ZM121 142V143H120ZM162 142H163V144H162ZM196 142H199V143H197L196 144ZM14 143H15V145H14ZM25 143V144H24ZM43 143V144H42ZM55 143V144H54ZM130 143V144H129ZM140 143V144H139ZM201 143V144H200ZM229 143V144H228ZM242 143V145H240ZM245 143V144H244ZM24 144V145H23ZM31 144V145H30ZM68 146H67V145ZM160 144V145H159ZM237 144V145H236ZM263 144V145H262ZM21 145V146H20ZM74 145V146H73ZM127 145V146H126ZM247 145V146H246ZM52 146V147H51ZM126 146V147H125ZM243 146V147H242ZM263 146V147H262ZM4 147H6L7 148V150L4 148ZM34 147H35V149H34ZM170 147H171V149H170ZM247 147V148H246ZM262 147V148H261ZM51 148H52V150H51ZM71 148V149H70ZM125 148V149H124ZM127 148V149H126ZM192 148H194L193 149V152H196L195 154L192 152ZM196 148V149H195ZM170 149V153H169V150ZM179 149H180V155H183V156H180L178 153H179ZM185 150L186 151V153L188 152V153H190V154H186V153H183L184 151L183 150ZM190 149V150H189ZM197 149H199V150H197ZM32 150H34V151H32ZM41 150H42V152H41ZM48 150V151H47ZM49 150H50V152H49ZM67 150V151H68ZM106 150V151H105ZM105 150L103 151L104 153H106L105 155H102V153L100 154V157L101 156H104L102 159H103V161H104V158L106 159V158H108L107 156H109L110 155V153H109V150H107L106 148H105ZM128 150V151H127ZM152 150V151H151ZM173 150V151H172ZM9 151V152H8ZM45 151V152H44ZM47 151V152H46ZM138 151V152H137ZM178 153H177V152ZM44 152V153H43ZM49 152V154L51 155V156H49V154H46V153H48ZM147 152V153H146ZM181 152H182V154H181ZM193 154H192V153ZM10 153V154H11ZM25 153V154H24ZM40 153L42 154H45V156H47L48 155V157L47 158H49V160H47V158L45 157V159H44V157H43V154H42V156L40 155ZM103 153V154H104ZM108 153V154H107ZM124 153V154H123ZM141 153V154H140ZM177 153V154H176ZM201 153V154H200ZM68 154H69V151H68ZM147 154V155H146ZM150 154V155H149ZM170 154V155H169ZM172 154V155H171ZM186 154V155H185ZM25 155V156H24ZM55 155V154H54ZM141 155V156H140ZM193 155V156H192ZM43 158V160H46V161H43L42 160V158ZM185 156H186V160H185V162L187 163V165H189L188 167H186L185 165H186V163H184V160H181L180 161V159H183V158H185ZM189 156V157H188ZM24 157V158H23ZM139 157V158H138ZM178 157H180V159H179V161L182 163H179L178 162ZM182 157V158H181ZM188 157V158H187ZM29 158H26L25 160H29ZM35 159V161H34V159ZM39 159V160H41L42 161V163H41V161H39L38 160V166H39V169H38V166L36 167V165H37V163H36V161H37V159ZM86 158H87V162H88V160L91 162H88L89 163V165L87 166V162H86ZM121 158H123L122 160H121ZM138 158V159H137ZM191 158V159H190ZM31 159H33V161L36 163V165H35V163L33 164V161L31 160ZM69 159V158H68ZM67 159V160H68ZM187 159H188V161H187ZM27 160V161H28ZM93 162H92V161ZM120 160H121V163H120ZM48 161H50V162H48ZM96 161H98V163L96 162ZM50 163V164H52V165H50V164H48V163ZM61 162V161H60ZM70 162H71V160H70ZM86 162V163H85ZM114 162V163H113ZM117 164H116V163ZM123 162H124V164H123ZM62 163V162H61ZM92 163H94V164H92ZM107 163L109 164V166H107ZM44 164H47V166L48 167H50L49 169H50V171H51V175L53 174V176H51L52 178L53 177H56V178H53V179H56V180H60L59 182H58V184H56V181L54 182V184L52 183V181H53V179H52V181H50V179H51V177H48V179H45V178H47V177H45L46 175L44 174V175H42L43 174V170H44V173H47L48 174V176H50L49 175V173H50V171H49V169H47L48 171H49V173H48V171L46 170V168H47V166L46 165H44ZM115 164V165H114ZM118 164H119V166H120V164L122 165V166H118ZM181 164V165H180ZM184 164V165H183ZM34 165H35V167H34ZM40 165H41V167H40ZM61 165V164H60ZM107 167H106V166ZM110 165H112V168L114 167V166H116V167H114L113 169L112 168H110V171H109V167H111ZM114 165V166H113ZM20 166V167H21ZM28 166H31V167H29V171H28ZM32 166L35 168V170H34V172H35V174L33 173V169H31L32 168ZM42 166H44V169H43V167ZM46 166V167H45ZM83 166H81V168L83 167ZM137 166V167H136ZM141 166H143V167H141ZM184 167L185 166V172H183V169H182V167ZM24 167V168H23ZM51 167H52V169H51ZM63 167H64V169H68V170H63L65 173H61V171H62V169H63ZM94 169H93V168ZM103 167V168H102ZM139 167H141L143 170H140L141 168H139ZM26 168H27V170H26ZM40 168H42L41 170H40ZM99 168V169H98ZM135 168V169H134ZM136 168H137V171H136ZM36 169H38V170H40V172L38 171V170H36ZM54 169V170H53ZM73 169H74V167H73ZM4 170V171H3ZM31 170V171H30ZM52 170H53V173H52ZM139 170V171H138ZM144 170H145V172L147 171V172H149V173H147V174H149V176H151L150 178H145L146 176L145 175H147V174H145V172H144ZM3 171V172H2ZM46 171V172H45ZM72 171H74V170H72ZM100 171H103L104 172V174H103V172H100ZM133 171V172H132ZM140 171H142V172H140ZM9 172H11L12 174H10ZM31 172V173H30ZM41 172H42V174H41ZM69 172V173H68ZM86 172H89V173H86ZM92 172V173H91ZM96 172H99V173H101V174H97ZM130 172V173H129ZM132 172V173H131ZM144 172V173H143ZM30 173V174H29ZM55 173V174H54ZM67 173V174H66ZM72 173V172H71ZM125 174V176H123L124 174ZM137 173H139V174H137ZM34 176H33V175ZM38 174V175H37ZM83 174L84 175H86L85 177H87V175H88V177H93V178H95L94 180L92 179L91 180V183H92V181H94L92 184L95 186V184H96V186L95 187H93V185H88L89 184V182H88V184H85L84 186H86V188L88 189L89 187L90 188H93V190H95V188L98 186V184L96 183L98 180H99V186H100V188L102 187V189H99L98 187L96 188V189H98L97 191L95 190L94 192H98L99 193V191L100 190H102V192H103V194L105 193V195H104V198L105 197H107V199L105 198H103L102 196H100L101 198H98V199H100V201L97 199V198H95V199H97V200H95V201H97L96 202V205H95V207L93 206L94 204H95V202H94V199H92L93 198V196L94 195H92V192H93V190H90L89 191V189L87 190L85 187H83L84 189V191H81L80 193H82V194H78V192H77V190L79 191V186H81L80 185V183H78V182H76V180H81V178L82 177H84L83 176ZM120 174H123L122 176L120 175ZM128 174V175H127ZM137 174V177L136 176H132V175H136ZM142 174V175H141ZM152 174V175H151ZM235 174V175H234ZM30 175V177H28ZM72 175H74V173H72ZM103 177V178H107V179H103L101 176ZM138 175H139V178L140 177H142L143 179H139L138 178ZM143 175H144V177H143ZM20 176H22V180L20 179ZM23 176H26V177H23ZM41 176H42V178L43 179H45L46 181L48 180L49 182H46L47 183V186L48 185H50V188L49 187H47L46 185H45V182L44 181H42L40 178H41ZM69 176H71L70 178L73 180V178L72 177H74L75 179V183H74V187L76 186V184H79V186H77L78 188H73V186H70V187H67L68 185L67 184H69L70 185V178H69ZM76 176V175H75ZM116 176H121V181H122V183L120 182L119 183V186H118V181H115L116 180ZM258 176V177H257ZM15 177V176H14ZM84 177V178H85ZM91 177L89 178V180L91 179ZM132 177H135V179L133 180L134 182L137 180H142L141 181V183H140V181H136L135 183L134 182H132ZM148 177V176H147ZM262 177V178H261ZM6 178V179H5ZM10 178H12V179H10ZM115 180H114V179ZM137 178V179H136ZM253 178H255V179H253ZM256 178H257V180H256ZM40 179V180H39ZM69 179V180H68ZM83 179V178H82ZM85 179H87V178H85ZM96 179H98V180H96ZM153 179V180H152ZM253 179V180H252ZM29 182H31V183H33L34 184V182H38V180H39V182H41L40 183V185H42V183L46 186H44V189H46V188H48L47 189V192H49L48 194H46L47 192L44 190V195L42 194V192L41 191H43V188L41 189V190H37V189H39V188H35L36 186H37V184H39V183H35L34 184V186H33V184H29L30 186H32L33 188H35L34 190H33V188H31L29 185V187L27 186L26 187V185L29 183ZM31 180V181H30ZM71 180V183H73V181ZM88 180V179H87ZM113 180H114V182H113ZM146 180H150V183H149V181H147V182H145ZM63 181H65V182H67L66 183V185H65V182L63 183ZM69 181V182H68ZM183 181V182H182ZM191 183L190 185H189V183ZM216 181H217V183H216ZM252 181H253V183H255L254 185H255V188H257L255 191H253L254 193H256V191H258V184L260 183L261 185H259V189L260 188H262L261 190H259L260 192H263V193H258V195L256 194V196L254 195V193H252V192H249V194L250 195H248V196H251V193L254 195V197H252V199H253V201H251L252 199H249V197H248V199H247V201H250V202H246V200H245V198H247V197H245V196H247L246 194H243V192L245 191H247L245 188H247V187H244V186H248V185H250L251 186V184H252V186H253V183H252ZM18 183V187H19V189L20 190H22L23 191V187H26L25 189H29L28 191H34V192H36V193H33L34 195H35V198H34V196H32L31 195V197L32 198H27L28 196H30V194H32L31 192L29 193V194H27L28 193V191L26 190V192H25V189H24V191L23 192H25V193H23L22 191H17V190H19V189H17V184L16 183ZM116 182H117V185H115L116 184ZM143 182V183H142ZM186 182V183H185ZM192 182H193V184H192ZM196 183V186L194 185L195 183ZM249 182H251L250 184H249ZM14 183L16 184V185H14ZM51 183H52V185H51ZM60 183H62V184H64V185H59ZM136 184V185H134V184ZM151 183H152V185H151ZM245 183H248L247 185L245 184ZM258 183V184H257ZM120 184H122V186L120 185ZM138 184H140V186L138 185ZM213 184V185H212ZM241 184V185H240ZM40 185H38V186H40ZM53 185H57V187L59 186V188H61L62 189V192H61V189H60V191L59 190H57V192L56 191H54V190H56V189H59V188H52V187H55V186H53ZM71 185H73V184H71ZM197 185H198V187H200V188H198L197 187ZM213 186L212 188L215 190V185L216 186H218V187H216V189L217 190H215L216 191V197H217V195H218V197L217 198H215V192H214V190L211 188L210 189V186ZM37 186V187H38ZM62 186L64 187H67V188H62ZM209 188V191H211L214 195H211V196H209V192H208V188ZM237 186H236V188H237ZM12 187H14V188H12ZM16 187V188H15ZM82 187V186H81ZM106 188V190H105V188ZM117 187L119 188V189H117ZM244 187V188H243ZM70 188H71V190H70ZM72 188L73 189H75L74 191L75 192H77V193H75V196L73 195L74 193V191L72 190ZM199 189V190H197V189ZM250 188V187H249ZM252 188V187H251ZM14 189H17L16 191L14 190ZM49 189H53L52 191L51 190H49ZM63 189H65V190H67V189H69L70 190V193L69 194H72L73 196H74V198L72 197L71 198V200L70 199H68V201H67V198H69V197H67V195H68V193H66L65 194V196L63 197L62 196V194L61 193H63ZM106 191V192H104V190ZM120 189H122V190H120ZM219 189H221V188H219ZM86 190H87V192H86ZM119 190L121 191L120 193H122L121 195H119L120 193H119ZM213 190V191H212ZM222 190V189H221ZM238 192H237V191ZM32 191V192H33ZM40 191V194H37L38 192ZM68 191V190H67ZM66 191V192H67ZM92 191V192H91ZM141 191V192H140ZM177 191H179V192H177ZM258 191V192H259ZM46 192V193H45ZM51 192H53V193H51ZM57 193L56 195H58V198H56V195H54L55 196V198H53L54 196L52 195V194H55V193ZM60 192V193H59ZM72 192V193H71ZM93 192V193H94ZM101 192V191H100ZM108 192V193H107ZM175 192H177V193H175ZM201 192H203V193H201ZM208 193V196H207V193ZM244 192V193H245ZM51 193V194H50ZM84 193L87 195V197H88V195H89V197H90V200L88 199V200H86L87 199V197H85L86 195H84ZM95 193V194H96ZM97 193V194H98ZM132 193V194H131ZM134 193V194H133ZM139 193V194H138ZM155 193H157V194H159V196L156 194L155 195ZM180 193V194H179ZM206 193V194H205ZM225 193V194H224ZM25 194V195H24ZM37 194V195H36ZM80 196V198L82 197V195H84V197H85V199L83 200L84 201V205H86L87 206V204H92V205H88L87 207V210L89 209L90 211H87L86 210V206H85V210H86V212H83V213H80V214H78V216L79 215H81V217L83 216V214L84 213H87L86 214V216H85V214H84V216L81 218V220L82 221H80V219H77V218H75V219H77V222L75 221V219H74V222H72V220H71V216L76 212V211H78V210H76V211H74V213H71L72 211H68L69 209H70V207H71V205H72V203H73V205L75 204V205H77L78 204V202L81 200L80 198H79V196ZM90 194H91V196H90ZM100 194V193H99ZM107 194V195H106ZM137 194V195H136ZM140 194L142 195V196H140ZM179 194V198L181 199V200H184V202H182V203H180V202H178V201H181L179 198H177V195ZM183 194V196H181ZM186 194V195H185ZM189 194H190V196H189ZM211 194V193H210ZM41 195V196H40ZM60 195V196H59ZM71 195V196H72ZM76 195L78 196V197H76ZM100 195H102V193L100 194ZM175 195H176V197H175ZM204 195H206V197L207 198H204ZM226 195H228V197L226 196ZM237 195H240V197L239 196H237ZM245 195V196H244ZM37 196H39L40 198H42V197H44V198H42V199H44V200H46L45 201V203H41L42 202V199H40V198H38ZM69 196V195H68ZM158 196V197H157ZM170 196V197H169ZM172 196V197H171ZM224 196H226V198L224 197ZM25 197H26V200H24L25 199ZM67 197V198H66ZM95 197V196H94ZM132 197H133V199H132ZM138 197L139 198H141V199H138ZM159 197L161 198L159 201H158V199H159ZM174 197H175V199L177 198V199H179L178 201H177V199L175 200L174 199ZM181 197H186L185 199H182ZM194 197V198H193ZM208 197H210L209 199H208ZM212 197H214L215 199H213ZM238 197H239V199H238ZM242 197H244V200H243V198ZM36 198L39 200V202H40V205H37V204H39V202H38V200L36 201ZM76 198H77V200H76ZM78 198H79V201H78ZM104 200H108V201H110V203L107 201V204L108 205H106V204H104V203H102V200L103 199ZM158 198V199H157ZM222 198H225V199H223V200H221L220 201V199ZM231 198H232V196H231ZM241 198V199H240ZM3 199H6L5 201H7L6 203H5V201L3 200ZM30 199V200H29ZM31 199H33L34 201H36V202H38V203H35L36 204V206H35V204H32V202H34V201H32ZM57 199H58V201H57ZM60 199H61V201H62V204L64 203H67L66 205H62L61 204V202H59L60 201ZM74 199V200H73ZM131 199V200H130ZM136 199L140 202V205H142V209L140 208L141 206L138 204L139 202H137L136 201ZM205 199H207V200H205ZM218 199H219V201H218ZM65 202H64V201ZM70 200V201H69ZM80 201V202H82L83 203V201ZM92 200V201H91ZM103 200V202H105L106 203V201H104ZM144 200V202L142 203V201ZM156 200V201H155ZM217 200V201H216ZM258 200V201H257ZM4 202V204H2L3 202ZM78 201V202H77ZM87 201V202H86ZM89 201V202H88ZM145 201L146 202H148V203H146V205L148 204V206H146L144 203H145ZM158 201V202H157ZM169 201V202H168ZM189 201V202H188ZM211 201V202H212ZM254 201H256V202H254ZM55 202H59L62 206H64V210L62 209V213L61 212H58L57 210H55V211H57L58 213H60V215H57L59 218H55V219H53L54 218V213H55V211H53L54 210V208L56 207V206H58L57 208L59 209V210H61V208H63V207H61V205L60 204H58V205H54V203ZM70 202V203H69ZM75 202V203H74ZM79 202V203H80ZM91 202V203H90ZM94 202V203H93ZM98 202H101L102 204L100 205V204H98ZM135 202V203H134ZM166 202V203H165ZM178 202V203H177ZM209 202V203H208ZM245 202H246V204H245ZM251 202H254L255 204H250ZM8 203H9V205H8ZM77 203V204H76ZM85 203H87V204H85ZM137 203V204H136ZM142 203V204H141ZM165 203V204H164ZM170 203V204H169ZM192 203V204H191ZM212 203V205H210L209 204V206H213L214 204ZM217 203V205L219 206V205H221V204H218ZM223 203H225V201L223 202ZM225 203V204H226ZM241 203H243V204H241ZM6 204V205H5ZM12 206H11V205ZM42 204V205H41ZM56 204V203H55ZM111 204V207H112V210L111 209H108L107 210V208H109L110 205ZM138 205V207L143 211V209L145 210V211H143V213L142 212H140L141 210L136 206V205ZM227 204H226V206H227ZM228 204V205H229ZM240 204L242 205V206H244V207H242V208H244V210H242L241 208L239 209V207H240ZM16 206L17 207V212L15 213L16 215H14V212L16 211V207L15 208H13L14 206ZM54 205V206H53ZM72 205V206H73ZM75 205L73 206V207H75ZM98 205V206H97ZM106 206V209L104 208V210H103V212H105V210H107V212H108V214H111L112 212L111 211H114L112 214H113V216H112V214L111 215H107V213H105V215L106 216H108L107 218L108 219H110V218H112L111 220H115V218L116 217H114V215L116 216V215H120V217L119 216H117V218H116V223L118 222V221H120V222H118L119 224L121 223V222H124L123 224H126V222H127V226L128 227H130V228H126V225H125V227H124V225H123V229L125 228L126 229V231H128V229H129V231H131V228H133L134 227V229L132 230L133 232H134V234L137 232V229L135 228L136 227V223H133L134 221L136 222H138V221H140V223L138 224V229L140 230L142 227L141 226H143L144 227V221H145V219L147 218L146 216L147 215H145V213H147L146 211H149V207H152L153 206V209H154V211H156V212H153L152 213V215L150 214L149 215V218L150 219H148V220H146L147 222H149V223H145V227H146V225H147V229H148V232H149V230H151V231H153L152 233H154V236H155V234H156V236H155V238L157 237V238H160L159 237V235L161 236V238H162V235L163 236H167V232H168V235L170 236L169 238L171 239V236L173 237L171 240H172V242H170V239L168 238V236H167V238H168V240H169V242H167V238L165 239V237H163L164 238V240H166V242L168 243L167 245H169V246H167V247H170L168 250H170L169 251V253L171 252L173 255L172 256H175L174 258L173 257H171V255L168 253V250L167 249H165L164 251H162L163 253H165V252H167L169 255L167 256V258L168 257H171L170 258V260L172 261L171 263L170 262H168L167 260H169V258L167 259V258H165L166 257V255H163L162 253V256H161V254H159L161 251H159V250H157V247L156 246H154L155 247V249H154V247H152L154 244H153V242L152 241H157V238H156V240H155V238L153 237V235H152V233H146V234H149L150 236H152V238H150V236L148 237L147 235H145V232L147 231L146 229H145V227L143 228L144 230H146L144 233H142V234H139L138 236H141V237H135V235L137 234H135V235H133L134 237H135V241L137 242H132V240H134V238L132 237V238H129L128 237V235L126 234V233H128V232H124L120 227H122V223L120 224V226H119V224L117 223H115V221H114V223H115V226L119 229H117L116 227H114V228H116L115 229V231H114V233H116V230H118L117 231V233L116 234H118L117 235V238H114V240H119V243L116 241V242H112V244L110 243H108L109 245H107V243H106V248L104 247V249H102V250H105L106 251V249H109L108 251H110V247H108V246H110V245H112L111 246V248H114V244L116 243V245L115 246H117V244H119V250H118V247H116V249H115V252L113 253V250L114 249H111L112 250V252L110 251V253L108 254L107 252H103V251H100L101 250V248H102V245H105V243H103L102 245L101 244H98V247H96L95 249L97 250V249H99V247H101L99 250H98V252L95 250H93L94 248L93 247H95V246H97V245H93V244H95V242L98 240V235L102 232V234H104L103 232L105 231V230H108L107 228V225L109 226L110 224L112 225V226H114L112 223V221L111 220H108L107 218H106V216H105V219H106V221L108 220L109 222H110V224H109V222H106V224H105V222H103V224H101L100 223V225L102 226L100 229H102L101 231H98V224H97V228H95V226H93L94 228V230L96 231V229H97V232H98V235H96L97 234V232L95 233V234H91L93 237V240L91 239V238H87L88 237V235H87V233L88 232H90L91 233V229H89L90 231H88V229H86V231L84 230V229H81V232H82V230H83V234L84 235H86V236H84V235H82V236H84V238L82 239V238H80V237H78L77 236V234L79 233V231L80 230H78L77 232H75V233H77L76 235H75V237L77 236V239L75 238V237H72V235H71V239H72V241H71V239H68L69 240V243H68V241L67 242H65L66 240H64V242L65 243H68V244H70L69 246V248H68V245H67V247H65L64 245H63V243H62V245H63V247L65 248H63L62 246V249H63V251H62V249H59V247H60V245H59V247L57 248V249H59L58 250V254H57V257H55L56 255H54V253L56 254L57 253V249L55 250V246H54V244L55 245H58V244H60L61 242H63L60 238H62V233L64 232V228L67 226L66 224H68L69 222V224L68 225H70L71 226V228H72V226L73 225H77L78 224V227H81L82 226V222L84 221V218H90V217H92V215L91 214H93V217H96V214H95V212H94V209H96V208H98V207H100V206ZM150 205V206H149ZM183 205H185V206H183ZM247 205V206H246ZM255 206L254 207V209L255 210H253V208H252V206ZM5 206V207H4ZM11 206V207H10ZM41 206V207H40ZM65 206H66V208L67 207H69V209L66 211V208H65ZM91 206V207H90ZM92 206H93V208H92ZM104 206V207H105ZM109 206V207H108ZM144 206H146V207H144ZM188 206V207H189ZM196 206V207H195ZM226 208V206L223 204V205H221V206H219L220 207V210L223 208V210H221V212L225 215L226 213H225V208ZM4 207V208H3ZM37 207V208H36ZM39 207V208H38ZM77 207V206H76ZM75 207V208H76ZM110 207V208H111ZM136 207H137V209H139L138 211L140 212V214H138V211H137V209H136ZM187 207V209H189ZM195 207V208H194ZM205 207V208H204ZM214 207H215V209H213L216 213H217V210H219V207H218V209L216 208V205H214ZM222 207V208H221ZM246 207V208H245ZM248 207V208H247ZM250 207V208H249ZM2 208V209H1ZM14 209V210H11V209ZM35 208V209H34ZM57 208H55V209H57ZM78 208H79V205H78ZM78 208H76V209H78ZM93 210H92V209ZM146 208V209H145ZM149 208V209H148ZM168 209V211H167V209ZM210 208V207H209ZM213 207H211V209H212ZM261 208H262V210H261ZM11 210L12 211V213L11 212H9L8 210ZM153 209H150V210H153ZM191 209V208H190ZM246 209V210H245ZM260 209V210H259ZM84 210V211H85ZM111 210V211H110ZM167 212H166V211ZM202 210V211H203ZM219 210V211H220ZM236 210V211H235ZM248 210V211H247ZM7 211H8V213H10V214H8L7 213ZM109 211L111 212V213H109ZM161 211H163V212H161ZM213 211V213H211L212 215H210L212 218V220L213 219H215L214 218V216H216L215 215V212ZM218 211V212H219ZM241 211H239V212H241ZM39 212V213H38ZM54 212V213H53ZM56 212V213H57ZM67 212H69V213H67ZM93 212V213H92ZM165 212V213H164ZM186 212V213H185ZM191 213L192 215L194 214L195 215V213ZM247 212V213H246ZM249 212V213H248ZM89 213V214H88ZM115 213V214H114ZM142 213V214H141ZM189 215H188V214ZM197 213V214H198ZM200 213L198 214V219L200 218L201 219V217L202 216H205L204 215V211H203V213H202V216L200 215ZM242 213V212H241ZM261 213V214H260ZM12 214V215H11ZM36 214H38V215H36ZM67 214H68V216H67ZM95 214V215H94ZM186 214V215H185ZM257 214V215H256ZM89 215H91V216H89ZM137 215L140 217V219L142 220V222H141V220L139 219V217L137 218ZM141 215H143L142 216V218H141ZM191 216L188 220L190 221V219H191V223H193L194 221H196L195 219H194V221H193V217H197V215L196 216ZM250 215V216H249ZM56 216V217H57ZM77 216V217H78ZM104 216V215H103ZM109 216H111V217H109ZM146 218H145V217ZM185 217V219H184V217ZM188 216V217H187ZM210 216H209V218H210ZM247 216L249 217V219H247ZM10 217H12V218H10ZM67 217H68V219H67ZM69 217H70V219H69ZM80 217V216H79ZM78 217V218H79ZM114 217V218H113ZM133 217H135V218H137V219H133ZM232 217V216H231ZM243 217V216H242ZM254 217V218H253ZM257 217V218H256ZM120 218L121 219H124V220H120ZM128 219V221H130L129 223L131 224V220L130 219H132L133 221H132V225H130V224H128V221H127V219ZM205 218V217H204ZM228 218L229 219H232V220H230V223H229V220H228ZM50 219H51V222H50ZM184 220V221H181V220ZM202 219H203V217H202ZM52 220H55L58 224H55V226L56 225H58V226H56V227H59L58 229H59V231L61 230V226H62V224H63V228H62V230L60 231V234H59V236L58 235H50L49 233H54L55 231H56V233H57V228L55 229L54 227V224L52 223ZM178 220H180L182 223H180L179 224V221ZM240 220H242L241 218H240ZM247 220V221H246ZM69 221V222H68ZM126 221V222H125ZM178 221V222H177ZM187 221V220H186ZM199 221V220H198ZM31 222L32 223H37V224H39V225H37L36 223H35V225L34 224H32V225H34V226H32L31 227ZM47 222V223H46ZM48 222H50V223H52L51 225H49L48 224ZM54 222V221H53ZM66 222H68V223H66ZM80 222V223H79ZM200 222V221H199ZM262 222V223H261ZM62 223V224H61ZM108 223V224H107ZM175 223H177V224H175ZM195 223H197V221L196 222H194L192 225L194 226V224ZM42 224V225H41ZM61 224V226H59ZM81 224V225H80ZM140 224H142V225H140ZM154 224V225H153ZM183 224V225H182ZM185 224H186V226L188 227V226H190V227H192V228H194L193 226H191L190 224H189V222L187 223V222H185ZM189 224V225H188ZM263 224V225H262ZM37 225V226H36ZM52 225H53V227H52ZM65 225V226H64ZM80 225V226H79ZM104 225H106V227L104 226ZM109 226V228H113L112 226ZM130 225V226H129ZM133 225H135V226H133ZM177 226V228H176V226ZM178 225L180 226V227H178ZM228 225H230V226H228ZM247 225H245V226H247ZM50 226V227H49ZM69 226V227H70ZM139 226H140V228H139ZM148 226H151V227H154V229L152 230V228L150 229V228H148ZM175 227V231H177L176 233V235H175V233L174 232H172L174 229V227ZM185 226V225H184ZM183 226V227H184ZM35 227H37V228H35ZM38 227H39V229H38ZM69 227H68V229L67 230H69ZM100 227V226H99ZM173 227V228H172ZM187 227H184V228H187ZM234 227V226H233ZM33 228L34 229H37V230H35V231H33ZM51 228L54 230V232L53 231H51ZM73 228H74V226H73ZM76 228H77V226H76ZM113 228V229H114ZM219 228V227H218ZM238 228H240V227H238ZM263 228V229H262ZM5 229V230H4ZM99 229V230H100ZM105 229V230H104ZM143 229H141L140 230V232L139 233H141V232H143L144 230ZM172 231H171V230ZM241 229V231L242 232H244L245 230V232L244 233H248V231H249V229L248 228H246V229H244V228H240ZM240 229L238 230V231H240ZM255 229H257V231L258 232H260L261 234H259L257 231H255ZM261 229V230H260ZM71 230V229H70ZM73 230V229H72ZM71 230V231H72ZM123 231V233H121L122 231ZM135 230V231H134ZM138 230V231H139ZM156 230V231H155ZM230 230H231V232H230ZM244 230V231H243ZM63 231V232H62ZM70 231V232H71ZM74 231H76L75 229H74ZM85 231V232H84ZM120 231V233L121 234H119L118 232ZM131 231V232H132ZM158 231H161V232H159V235L157 236V232ZM221 231V232H220ZM69 232V234H71ZM87 232V233H86ZM93 232V231H92ZM100 232V233H99ZM130 232V233H131ZM132 232V233H133ZM165 234H164V233ZM169 232H171V233H169ZM182 232V231H181ZM263 232V231H262ZM65 235L67 234V235H69L68 234V232H66V230H65ZM63 233V234H64ZM72 233H74L73 231H72ZM82 233H80V234H82ZM89 233V234H90ZM125 233V235H124V237L125 238H123L122 236V234H124ZM161 233H163V234H161ZM174 233V234H173ZM221 233V234H220ZM225 233V234H224ZM228 235H227V234ZM244 233H240L239 232V234H241V235H243ZM31 234V235H30ZM58 234V233H57ZM79 234V236H81ZM102 234H100V236L102 237L103 235ZM116 234H114V235H116ZM145 236H144V235ZM170 234H172V235H170ZM182 234V236L184 235V234H186V232H182L181 233ZM180 234V235H181ZM23 237H22V236ZM26 235H30L32 238L30 239V241L33 239V238H35V240H37L36 242H35V240H34V243H35V245L34 246H37L36 247V249L38 248V245L39 244H41L40 245V247L41 248H44V252L42 253V250H41V248L39 247L35 252H38V254L39 253H42V254H40V255H43V256H45L44 255V253L45 252H49V256L48 257H44V258H42L41 257V259H44V260H41V261H39L40 260V258L37 256V254H36V256H33L34 254H35V252L34 253H32L33 252V250H35L34 248V246H32L33 245V243H31V242H33V240L29 243V244H32V245H27V247H26V245H23V243H21V242H23L24 241V243L26 242H28V238L30 237H26ZM61 235V236H60ZM64 235V236H65ZM66 235V236H67ZM73 235V236H74ZM129 235H131V234H129ZM231 235H233V236H231ZM245 235V234H244ZM243 235V236H244ZM20 236L22 237V239L25 237L26 239H28V240H24L23 239V241H21V242H19V238H20ZM52 236V237H51ZM64 236H63V238H64ZM149 238V239H152V240H149V239H146L147 237ZM182 236H180V237H182ZM229 236H231V237H229ZM255 236V237H254ZM263 236H264V233H263ZM55 237L57 238V239H55ZM60 237V238H59ZM89 237H91L90 235H89ZM96 237H98L97 239H96V241H95V239L94 238H96ZM115 237V236H114ZM118 237H119V239H118ZM145 237V238H144ZM176 237V238H177ZM233 237V238H232ZM37 238H41L40 240H38ZM50 238H52L51 240L52 241H50ZM67 238H69V237H67ZM80 238V239H79ZM88 239L87 240V242H89L90 243V240L92 241V242H94L93 244H90V245H93V251L91 250V248L88 246V248L91 250H87V248H85L86 247V245H87V242H85V240L86 239ZM120 238H121V240H120ZM127 238V239H126ZM137 238H140V239H138L139 241L140 240H142L143 242H139L138 240H137ZM144 238V239H143ZM163 238L162 239H160V243H161V240H162V244L160 245V244H158L157 242H156V244L158 245V249H159V246L161 247L160 248V250L162 249H164V248H167V247H165L164 245H166V242H165V244L163 243L164 241H163ZM176 238H175V240H176ZM183 238V237H182ZM235 238V239H234ZM264 238V237H263ZM18 239V240H17ZM42 239H44V240H42ZM49 239V242L47 241V240ZM65 239V238H64ZM79 239V240H78ZM123 239H125V240H123ZM17 240V241H16ZM42 240V241H41ZM81 240H83L82 242H79V241H81ZM124 242H123V241ZM128 240V241H127ZM146 240V241H145ZM148 240H149V242L151 243L152 242V246L150 245V243L148 242ZM249 241V242H251V243H247V241ZM255 240V241H254ZM38 241H41V242H38ZM46 241V242H45ZM60 241V243H58ZM70 241L72 242V243H70ZM120 241H121V243H120ZM126 241V242H125ZM144 241H145V243H147L148 242V246L150 247H148L147 246V244H144ZM159 241V240H158ZM219 241V242H218ZM222 241L223 242H225V243H222ZM227 241V242H226ZM232 241V240H231ZM232 241V243H234ZM236 241V240H235ZM246 241V242H245ZM255 242V243H257V244H255V243H253L252 244V242ZM261 241V242H260ZM14 242H15V244H14ZM44 242H45V244H44ZM50 242L51 243H54L53 244V247L50 245ZM122 242H123V244H122ZM240 242H242V244L240 243ZM38 243V244H37ZM48 243V244H47ZM58 243V244H57ZM80 243H82V245H79ZM88 243V244H89ZM114 243V244H113ZM127 243V244H126ZM138 243H139V245H140V243H141V245L139 246L138 245ZM155 243V242H154ZM170 243V244H169ZM172 243V244H171ZM216 243V244H215ZM218 243V244H217ZM222 243V244H221ZM234 243V244H235ZM37 244V245H36ZM47 244V245H46ZM71 244H73V246L74 247H71ZM122 244V245H121ZM136 244V245H135ZM142 244H144L145 245V247H144V245H142ZM225 244V245H224ZM245 244V245H244ZM259 244V245H258ZM261 244V245H260ZM83 245H85V246H83ZM120 245H121V247H120ZM125 245H126V247H127V249L125 248ZM12 246H13V249H12ZM17 246V247H18ZM25 246V248H26V250H28V252L27 253H24L26 250H25V248H23ZM29 246H31V248L30 249H32V252H29V250L30 249H27V248H29ZM47 246V251H45V247ZM146 246H147V248H146ZM162 246L164 247V248H162ZM173 246V245H172ZM212 246V247H213ZM32 247H34V248H32ZM48 247H49V249H48ZM55 247V248H54ZM60 247V248H61ZM124 247V248H123ZM146 248V249H144V248ZM235 247V246H234ZM255 247V248H254ZM50 248H52L51 249V251H50ZM53 248H54V252H53V254L51 255L50 253L52 252V250H53ZM142 248V249H141ZM246 248V249H245ZM261 248H263V250L261 249ZM12 249V250H11ZM23 249L25 250L24 252H23ZM151 249H154V250H157V251H152ZM182 249H184V248H182ZM222 250V252H220L221 250ZM225 249V250H224ZM49 250V251H48ZM64 250H65V252H64ZM118 252H117V251ZM121 250V251H120ZM124 252H123V251ZM172 250V251H171ZM245 250V251H244ZM252 250H253V252H252ZM257 250V251H256ZM39 251H41V252H39ZM61 251H62V253H61ZM100 251V252H99ZM120 251V252H119ZM228 251V250H227ZM8 252V253H7ZM22 253L24 256H22L21 254H19V253ZM95 252H97V253H95ZM117 252V253H116ZM150 252H152V253H150ZM259 252V253H258ZM31 253V254H30ZM60 253V254H59ZM71 253V254H70ZM92 253H94V254H92ZM106 253V254H105ZM124 253V254H123ZM167 253H165V254H167ZM210 253V252H209ZM256 253V254H255ZM27 254V255H26ZM29 254V255H28ZM118 254H120V255H118ZM156 254H157V256H156ZM227 254H225V255H227ZM21 255V256H20ZM51 255V256H50ZM59 255V256H58ZM68 255V254H67ZM159 255V256H158ZM224 257H223V256ZM254 255V256H253ZM19 256H20V259H19ZM27 256H29L28 258L30 259H28L27 258ZM66 256V255H65ZM64 256V257H65ZM112 256V257H111ZM239 256V257H240ZM22 257V258H21ZM23 257H25L26 259H28V261L26 260V263L23 261L25 258H23ZM38 257V259L36 260V258ZM53 257H55L54 259H53ZM61 257V256H60ZM59 257V258H60ZM63 257V256H62ZM61 257V258H62ZM64 257L62 258V259H64ZM180 256H178V258H179ZM211 257H212V255H211ZM57 258V259H56ZM60 258V259H61ZM152 258V259H151ZM160 258V259H159ZM173 258V259H172ZM177 258V259H178ZM182 258H183V256L181 257V258H179V262H180V264L182 263L181 262V260H182ZM3 259V260H2ZM53 259V260H52ZM59 259V260H60ZM73 259V260H72ZM125 259V260H124ZM150 259V260H149ZM165 259H167V260H165ZM176 259V260H177ZM184 259V258H183ZM64 260H66V259H64ZM153 260V261H154ZM155 260V261H156ZM169 260V261H170ZM175 260V259H174ZM222 260V261H221ZM239 260H240V258H239ZM251 260V261H250ZM34 261V262H33ZM63 261V260H62ZM61 261V262H62ZM125 263H124V262ZM153 261H151V263L153 262ZM156 261V262H157ZM178 261V260H177ZM241 261V262H242ZM48 262L46 263H43V264H48ZM56 262V263H55ZM72 262V263H71ZM119 262V264H122V263H120ZM179 262H178V264H179ZM241 262H239L238 261V264H242ZM73 263V264H74ZM126 263V264H127ZM146 263H148V262H146ZM150 263V264H151ZM40 264H42V263H40ZM58 264H63V263H58ZM153 264H155V262H153ZM156 264H158V263H156ZM184 264V263H183ZM203 264H208L207 262H205V263H203ZM210 264V263H209ZM212 264V263H211Z\"/></svg>", "mask_w": 264, "mask_h": 264}, {"label": "bare ground", "instance_id": "obj_2", "mask_svg": "<svg viewBox=\"0 0 264 264\" xmlns=\"http://www.w3.org/2000/svg\"><path fill=\"white\" fill-rule=\"evenodd\" d=\"M36 1H37V0H0V18H1L2 20L4 19V21L6 20V23H7V20H9V19H12V20L14 19V20H16V21H18V20L20 21V22L18 21V22H19L18 24L14 21V22L17 24V26H15L16 29H12V28H11V29H12V30H15V33H14V34L12 33V34H13L18 40H20V41H21V39H22V40L24 41L23 43H25V42L27 41V39H26V35L24 34L26 28H28L30 25H32V23L34 24V20H33V21L30 20L31 18L29 19L28 16H29V13L31 12V10L34 8V5H35V2H36ZM47 1H49V0H47ZM52 1H56V0H52ZM78 1H79V0H78ZM78 1H77V0H61V2L64 4L63 7H62V6H61V7L64 9V11H65V15L62 16V19H60V18H56V19H54V18H53L54 21L51 20V21H52V22H51V21L49 20V23L46 22L47 24H45V25H43V26H40V28H41V30H40L41 32H40V33L44 32V31H48V33H49L50 30H51L52 32L58 33V35H59V34L62 35L60 39H58L59 37H57V39L59 40V42H60V41H66V42H67V41L69 40V41H71L70 43L73 44V43H72L73 38H74V39L76 38L75 40H78L79 43H80V42H83V41H81V40H82L81 37H78V36L75 37V34H77V33H76L77 31H76V32L71 31V28H70V27H67L68 25H66L67 23H71L73 20H75V21H73V22H75V23H74L75 25L80 24L81 19H83V18H81V15H82V14H81V11H83V10L78 9V6H75V4H74L75 2H78ZM82 1H83V0H82ZM89 1H90V0H89ZM93 1H94V0H93ZM109 1H110V0H109ZM121 1L123 2L124 0H121ZM121 1H120V2H121ZM125 1H126V0H125ZM128 1H129V0H128ZM143 1H144V0H143ZM145 1H146V0H145ZM168 1H169V0H168ZM233 1H234V0H233ZM50 2H51V1H50ZM59 2H60V1H59ZM84 2H85V1H84ZM91 2H92V1H91ZM97 2H98V0H97ZM99 2L102 3V1H100V0H99ZM99 2H98V3H99ZM113 2L116 3V1H113ZM117 2H119V0H118ZM140 2H141V1H140ZM249 2H250V0H249ZM51 3H52V2H51ZM51 3H50V4H51ZM55 3H56V5H57L58 2H55ZM78 3H79V2H78ZM95 3H96V0H95ZM103 3H104V2H103ZM103 3H102V4H103ZM107 3H108V2H106L105 4L107 5ZM114 3H113V4H114ZM132 3H133V2H132ZM151 3H152V2H151ZM151 3H150V4H151ZM160 3H161V2H160ZM167 3H168V2H167ZM251 3H252V2H251ZM251 3H250V4H251ZM37 4H38V3H37ZM52 4H53V3H52ZM60 4H61V3H60ZM105 4H104V5H105ZM111 4H112V3H111ZM111 4H110V5H111ZM118 4H120V3H118ZM127 4H128V3H127ZM133 4H134V3H133ZM144 4H146V3L144 2ZM41 5H42V4H41ZM79 5H80V4H79ZM88 5H91V4H88ZM92 5H93V4H92ZM96 5H97V4H96ZM96 5H95V6H96ZM98 5H99V4H98ZM108 5H109V4H108ZM140 5H141V4H140ZM152 5H153V4H152ZM160 5H161V4H160ZM160 5H159V6H160ZM251 5H252V10H251V11H253V12L251 13V15L253 14L252 17L254 18V19H253L254 23L251 22L252 24H250V25H251L250 28H251V30H252V33H251V34H253V36L256 38V34L262 32V27L260 26V25H262V24H261L260 22H261L262 18L264 17V14H262V13L264 12V4L261 3L260 0H253V4H251ZM50 6H52V5H50ZM54 6H55V5H54ZM85 6H86V5H85ZM100 6H102V5H100ZM124 6H125V5H124ZM132 6H133V5H132ZM155 6H156V5H155ZM157 6H158V4H157ZM157 6H156V7H157ZM177 6H178V5H177ZM56 7H58V6H56ZM56 7H55V8H56ZM59 7H60V5H59ZM59 7H58V8H59ZM88 7H89V6H88ZM98 7H99V6H98ZM112 7H113V5H112ZM112 7H111V8H112ZM164 7H165V6H164ZM35 8H38V7L36 6ZM35 8H34V9H35ZM62 8H61V11L63 10ZM89 8H90V7H89ZM91 8H92V7H91ZM91 8H90V9H91ZM102 8H103V7H102ZM105 8H108V6H107V7L105 6ZM120 8H122V7H120ZM149 8H150V7H149ZM168 8H170V7H168ZM92 9H93V8H92ZM138 9H139V8H138ZM157 9H158V8H157ZM159 9H160V8H159ZM36 10H37V9H36ZM41 10H42V9H41ZM95 10H97V9H95ZM120 10H121V9H120ZM152 10H153V9H152ZM173 10H174V9H173ZM33 11L35 12V10H33ZM37 11H38V10H37ZM98 11H99V8H98ZM103 11H104V10H103ZM103 11H102V12H103ZM62 12H63V11H62ZM100 12H101V11H100ZM167 12H168V11H167ZM63 13H64V12H63ZM103 13H104V12H103ZM103 13H102V14H103ZM153 13H154V12H153ZM155 13H156V12H155ZM31 14H33V13L31 12ZM34 14H35V13H34ZM86 14H87V13H86ZM96 14H97V12H96ZM98 14H99V13H98ZM143 14H144V13H143ZM145 14H146V13H145ZM158 14H159V13H158ZM87 15H88V14H87ZM92 15H93V14H92ZM165 15H166V14H165ZM31 16L34 17L33 15H31ZM52 16H53V15H52ZM54 16H55V15H54ZM58 16H59V15H58ZM82 16H83V15H82ZM97 16H98V15H95V17H97ZM101 16H103V15H101ZM101 16H100V17H101ZM125 16H126V15H125ZM130 16H131V15H130ZM177 16H178V15H177ZM261 16H263V17L260 18ZM60 17H61V16H60ZM83 17H84V16H83ZM86 17H87L86 19H90V18H91L90 16H86ZM103 17H105V16H103ZM121 17H122V16H121ZM159 17H160V16H159ZM168 17H169V16H168ZM249 17H250V15H249ZM20 18H21L22 20H21ZM49 18H50V17H49ZM74 18H81V19L77 22V21H76L77 19H74ZM124 18H126V17H124ZM136 18H137V17H136ZM32 19H33V18H32ZM35 19H36V18H35ZM39 19H40V18H39ZM39 19H37V20H39ZM93 19H94V17H93ZM98 19H99V17H98ZM101 19H102V18H101ZM162 19H163V16H162ZM172 19H173V18H172ZM174 19H175V18H174ZM249 19H250V18H249ZM12 20H11V21H12ZM46 20H47V19H46ZM143 20H144V19H143ZM143 20H142V21H143ZM47 21H48V20H47ZM82 21H85V20H82ZM93 21H95V20H93ZM123 21H124V20H123ZM126 21H127V20H126ZM171 21H172V20H171ZM180 21H181V20H180ZM183 21H184V20H183ZM66 22H67V23H66ZM85 22H86V21H85ZM91 22H92V20L90 21V23H91ZM127 22H128V21H127ZM132 22H133V21H132ZM132 22H131V23H132ZM139 22H140V21H139ZM160 22H161V21H160ZM173 22H175V21H173ZM173 22H172V23H173ZM15 23H14V24H15ZM38 23H39V22H38ZM41 23H42V21H41ZM44 23H45V22H44ZM44 23H43V24H44ZM93 23H94V22H92L91 24H93ZM96 23H97V21H96ZM96 23H95V24H96ZM147 23H149V22H147ZM156 23H157V22H156ZM166 23H167V22H166ZM178 23H179V21H178ZM189 23H190V22H189ZM3 24H4V23H3ZM7 24H9V23H7ZM12 24H13V22H12L10 25H12ZM35 24H36V22H35ZM125 24H126V23H125ZM158 24H159V23H158ZM71 25H72V24H71ZM155 25H156V24H155ZM4 26H5V25H4ZM34 26H35V25H34ZM38 26H39V25H38ZM80 26H81V24H80ZM126 26H127V25H126ZM128 26H129V25H128ZM131 26H132V25H131ZM181 26H182V25H181ZM5 27H6V26H5ZM8 27H9V26H8ZM30 27H31V26H30ZM78 27H79V26H78ZM84 27H85V26H84ZM182 27H183V26H182ZM31 28H32V27H31ZM31 28H29V32L32 31V30H30ZM38 28H39V27H38ZM40 28H39V29H40ZM74 28H76V26H75ZM74 28H73V29H74ZM82 28H83V27H82ZM133 28H134V26H133ZM73 29H72V30H73ZM76 29H78V28H76ZM76 29H75V30H76ZM114 29H115V27H114ZM114 29H113V31H114ZM145 29H146V28H145ZM155 29H156V28H155ZM171 29H172V28H171ZM180 29H181V28H180ZM185 29H186V28H185ZM3 30H4V27H3L2 24L0 23V33L3 32ZM35 30H36V28H35ZM82 30H83V29H80V31H82ZM88 30H89V28H88ZM118 30H119V29H117L116 31H118ZM148 30H149V29H148ZM148 30H147V31H148ZM157 30H158V29H157ZM168 30H169V29H168ZM182 30H183V29H182ZM251 30H250V32H251ZM4 31H6V30H4ZM85 31H87V30H85ZM92 31H93V29H92ZM95 31H96V29H95ZM97 31H98V30H97ZM99 31H100V30H99ZM110 31H111V29H110ZM119 31H120V30H119ZM119 31H118V32H119ZM134 31H135V30H134ZM190 31H191V30H190ZM201 31H202V30H201ZM29 32L26 31V33H29ZM72 32H73V34H72ZM78 32H79V30H78ZM83 32H84V30H83ZM89 32H90V31H89ZM104 32H105V31H103V33H104ZM114 32H115V31H114ZM129 32H130V31H129ZM131 32H132V31H131ZM136 32H137V31H136ZM136 32H135V34H136ZM166 32H167V31H166ZM204 32H205V31H204ZM40 33H39V36H38L37 38H35L37 41H47V40L49 39V37H48L49 34H47V33L45 32V34L42 33V34L40 35ZM85 33H87V32H85ZM106 33H108V31H107ZM148 33H149V31H148ZM148 33H147V34H148ZM157 33H158V32H157ZM170 33H171V32H170ZM186 33H187V32H186ZM23 34H24V35H23ZM35 34H36V33H35ZM51 34H52V33H51ZM90 34H91V33H90ZM97 34H99V33H97ZM108 34H109V33H108ZM110 34H111V32H110ZM110 34H109V35H110ZM119 34H120V33H119ZM133 34H134V33H133ZM140 34H141V33H140ZM143 34L145 35L146 32H145V33L143 32ZM143 34H142V37L140 36V37L142 38L141 40H143ZM33 35H34V34H33ZM55 35H56V34H55ZM55 35H53V36L55 37ZM72 35H74V36H72ZM78 35H81V33H79ZM105 35H106V34H105ZM113 35H116V34H113ZM113 35H112V36H113ZM131 35H132V34H131ZM156 35H157V34H156ZM175 35H176V34H175ZM194 35H195V34H194ZM200 35H201V34H200ZM30 36H31V35H30ZM35 36H36V35H35ZM53 36H51V37H53ZM89 36H90V35H89ZM89 36H88L87 38H89ZM92 36H93V35H92ZM106 36H108V35H106ZM112 36H111V37H112ZM124 36H126V34H124ZM134 36H135V35H134ZM161 36H162V35H161ZM183 36L186 37L185 35H183ZM206 36H207V35H206ZM94 37H96V36H94ZM94 37H93V38H94ZM101 37H103V36H101ZM101 37H100V38H101ZM104 37H105V36H104ZM104 37H103V38H104ZM108 37H109V36H108ZM114 37H115V36H114ZM119 37H121V36H119ZM175 37H176V36H175ZM55 38H56V37H55ZM55 38H54V39H55ZM87 38H86V39H87ZM93 38H92V40H90V38H89V40H90V41H93ZM100 38H99V39H100ZM105 38H106V37H105ZM105 38H104V39H105ZM112 38H113V37H112ZM112 38H111V39H112ZM131 38H132V36H131ZM136 38H137V36H136ZM136 38H134V40H135ZM155 38H156V37H155ZM173 38H174V37H173ZM187 38H188V37H187ZM194 38H195V37H194ZM200 38H201V37H200ZM200 38H199V39H200ZM206 38H207V37H206ZM206 38H205V39H206ZM30 39H31V41L33 42L34 38H33V40H32V38L30 37ZM51 39H52V38H51ZM54 39H53V41H50V40H49L50 42L53 43V46L55 45L54 42L57 40V39H56V40L54 41ZM94 39H95V38H94ZM99 39H98V40H99ZM107 39H108V38H107ZM111 39H108V41L111 40ZM120 39H121V38H120ZM120 39L118 40V41H119L118 43H121V42H120ZM145 39H146V38H145ZM145 39H144V40H145ZM150 39H151V38H150ZM150 39H149V40H150ZM175 39H176V38H175ZM183 39H184V38H183ZM183 39H182V40H183ZM189 39H190V38H189ZM203 39H204V38H203ZM214 39H215V38H214ZM214 39H213V40H214ZM58 40H57V41H58ZM75 40H74V43L77 42V41L75 42ZM89 40H88V41H89ZM96 40H97V39H96ZM100 40H101V39H100ZM116 40H117V39H116ZM130 40H131V39H130ZM138 40H139V36H138ZM149 40H148V41H149ZM151 40H152V39H151ZM158 40H159V38H158ZM211 40H212V39H211ZM217 40H218V39H217ZM256 40H257V38H256ZM3 41H4V40H3ZM14 41H15V40H14ZM84 41H87V40H84ZM111 41H112V40H111ZM132 41H133V38H132ZM148 41H147V42H148ZM156 41H157V39H156ZM165 41H168V40L165 39ZM176 41H177V39H176ZM200 41H202V40H200ZM203 41H204V40H203ZM206 41H207V40H206ZM218 41H219V40H218ZM257 41H258V40H257ZM0 42L2 43V41H0ZM7 42H8V41H7ZM7 42H6V40H5L4 43H7ZM66 42H64V43H66ZM93 42H96V41L94 40ZM98 42H99V41H98ZM168 42H169V41H168ZM170 42H171V41H170ZM174 42H175V41H174ZM216 42H217V41H216ZM216 42H215V43H216ZM222 42H223V41H222ZM18 43H19V42H18ZM23 43H22V44H23ZM27 43H28V41H27ZM29 43H30L31 45L33 44V43H31V42H29ZM29 43H28V44H29ZM43 43H45V42H43ZM55 43H56V42H55ZM57 43H58V42H57ZM62 43H63V42H62ZM67 43H68V42H67ZM70 43H69V44H70ZM77 43H78V42H77ZM79 43H78V44H79ZM85 43H86V42H85ZM96 43H97V42H96ZM104 43H107V41H105ZM116 43H117V41H116ZM116 43H115V44H116ZM130 43H131V41H130ZM133 43H134V42H133ZM145 43H146V42H145ZM148 43H149V42H148ZM217 43H218V42H217ZM217 43H216V46L218 45ZM220 43H221V42H220ZM15 44H16V43H15ZM19 44H20V43H19ZM25 44H26V43H25ZM28 44H27V45H28ZM41 44H42V43H41ZM71 44H70V45H71ZM78 44H77V45H78ZM82 44H83V43H81V45H82ZM91 44H92V43H91ZM110 44H111V43H110ZM112 44H113V43H112ZM122 44H123V43H122ZM134 44H135V43H134ZM199 44H200V42H199ZM203 44H204V43H203ZM203 44L201 45V47L203 46ZM261 44H262V43H261ZM7 45H9V43H8V44H2V45L0 44V139H2V141H3V139H9V140H12V142H13V140H14V141L18 142V144H19V142H20V143H23L22 141H26V143H27V141H30V142H32V145H33V143H35V144H36V143H39V142L41 143L44 139H50V137H51V138H55V137H56L55 139H58L57 137H60L63 141L66 142L67 140L69 141V140L72 139L73 137L78 136V140H79V142L77 143L76 147L73 145V146H74V149H71V148H70L71 150H68V149H69V148H68L69 146L67 145V144H68V141H67V144H66V145L68 146V147H67L68 149H67L66 147L61 146V144H62L61 141H62V140H61V139H60L61 141L58 140V141L61 142V144H60V145L53 146V148H54V149H53V152L51 151L53 156H52V158L50 157V161H51V159L53 160V163H52L53 165L50 164V163H48V162H50V161L47 162L48 164L54 166V169L56 170L55 173H56V172H57V173L60 172L59 170H58V171H59V172H58L57 169L60 168V167H62V164H63V166L65 167V166H67V163L69 162L70 164H68V167H67V168H69V167L71 166V163L76 162V163H74V165H73L74 169H73L72 166H71L72 168H70V169H71V172L74 173V175H72L71 172H70V173L68 172L69 174H71V176H74L75 178H76L78 175H79V176H82V173H83L84 171H86V170H88V171H89V170H92V169H90L92 165L90 166L89 169H88V168H87V169L85 168L86 170L84 169V166H85V165L83 166L84 159L82 158V157L85 158V155H83L84 153L87 154L88 159H92V160H99V159H100V160H102V162H104V163H106V162H108V163H109V162L112 163V161H114L116 158H117V159H116L115 161H117V160L119 159L118 156H119L120 151L123 150V149H122L123 146H122V147H121V146H118V145H114V146L112 145V146H111L112 143H111V144H108V145H107V144L105 145V144H104V140H105V139H104V140L102 139V137H101V132H100V130H101L102 128L99 129V130H96V128H95V131H93L95 125L98 126V124H100V123L97 124L96 122H93V123H95V124H94V127L92 126L93 128L90 129V130H92V129H93V130H92L91 132H89V133L87 132V131H88L87 129L90 128V126L88 127L87 125H86V126L88 127V128L86 127V128H87V129H86L87 131H86V130L84 131V129H83V131H84L85 133L87 132L86 134L83 133V132H82V133H83L84 135H83L82 133H79V134L76 133V132H78V131H76V130H78V129H77L78 126H80V129H79V130H81V125H80V124H82V123L84 124L83 121H85V120H89V119H92V117H94V115L96 116V113H97L98 115H100L101 113H98V112H101L99 107H102V106H104V105L101 106V104L99 103V102H100L99 100H98V101H99L98 103L100 104V106H99V104H97V105H93V103L90 102V105L92 104V105H91V106H92V109H91V108L88 106L87 103H86L87 105L85 104L86 101L84 102L83 100H78L76 96L72 97V96L61 95V94H66V93H68V92L70 93L71 91L73 92L74 90H80V91H81V90H85V91H86V90H90V89H95L94 91L92 90V92H94V93L92 94L93 96L91 95L92 92L89 93V96H91V98H92V97L94 98V96H95V97H96L95 100H97V97L99 96L98 92H99L100 90H102V89H105V90H106V88L109 89V87H112L113 90H114V93H113V95H112L111 93H110V94L114 97V95L116 94V93H115V92H116L115 89L117 90V87H116V86L120 83V81H122L121 78H120V79H118L119 77H117V78H115V79L113 78L114 80L112 79V81H109L108 78H107V80H108L107 82H105L106 79L104 80V82H94L93 79H92V80L88 79V78H89V77H87V76L89 75L88 73H87L88 75L85 76L84 74H82V76H81V77H78V78L76 77L77 75H75L76 73H75V74L73 73L74 77L72 78V76L69 77V76H67V74H65L66 71L70 68V67L68 68L67 66H66V68H68V69L65 71V69H66V68H65V69H64L65 72H64L63 74H62V71H61V70H63V68L60 67V69H61V70H60L61 73H60V74H57V75H53L51 72H48V71H47L48 69H46V70L43 69V68H40V69H39V68H38L39 66H38V67H36V68H38V70H37V69H35L34 67L30 66V64L32 63V62L30 63V61H28L29 63H27V62H23V60H20V61H19V59L16 60V61H15V60H12V59H9V56H8V55L6 56V50H7V48H8ZM16 45H17V44H16ZM33 45H34V44H33ZM35 45H36V44H35ZM75 45H76V44H74V46H75ZM86 45H87V43H86ZM86 45H85V46H86ZM88 45H89V44H88ZM95 45H96V44H95ZM106 45H108V47H110L109 44H106ZM106 45H105V46H106ZM119 45H121V44H119ZM126 45H128V44H126ZM148 45H149V44H148ZM151 45H152V44H151ZM158 45H159V44H157L156 46H158ZM196 45H197V44H196ZM209 45H210V43H209ZM211 45H212V44H211ZM9 46H10V45H9ZM18 46H20V45H18ZM25 46H26V45H25ZM25 46H24V47H25ZM46 46H47V45H46ZM50 46H51V45H50ZM57 46H58V45H57ZM65 46H66V45H65ZM72 46H73V45H72ZM72 46L69 47V45H68L69 49H72V48H73ZM93 46H94V45H93ZM115 46H116V45H115ZM117 46H118V45H117ZM121 46H122V45H121ZM121 46H120V47H121ZM139 46H140V45H139ZM145 46H146V45H145ZM164 46H165V45H164ZM172 46H174V45H172ZM212 46H215V45H214V42H213V45H212ZM219 46H220V45H219ZM232 46H233V45H232ZM237 46H238V45H237ZM15 47H16V46H15ZM24 47H23V48H24ZM54 47H55V46H54ZM54 47H53V49L55 50ZM68 47H66V48H68ZM71 47H72V48H71ZM83 47H84V46H83ZM86 47H87V46H86ZM90 47H91V45H90ZM108 47H106V48H108ZM143 47H144V46H143ZM147 47H148V46H147ZM159 47H160V46H159ZM162 47H163V46H162ZM181 47H182V46H181ZM195 47H196V46H195ZM195 47H194V48H195ZM198 47H199V46H198ZM223 47H224V46H223ZM233 47H234V46H233ZM241 47H242V46H241ZM18 48H19V47H18ZM20 48H21V47H20ZM23 48H22V49H23ZM29 48H30V47H29ZM49 48H50V47H48V49H49ZM60 48H61V47H60ZM81 48H82V47H81ZM81 48L79 47V49H78V50H79L78 52H80V54H81V52H82V51H80ZM101 48H102V47H101ZM114 48H115V47H114ZM122 48H123V47H122ZM124 48H125V46H124ZM136 48H139V47H136ZM156 48H158V47H156ZM156 48H155L154 45H153V50H154L155 52H156V50H157ZM172 48H173V47H172ZM175 48H176V47H175ZM205 48H207V47H205ZM216 48H217V47H216ZM218 48H219V47H218ZM221 48H222V47H221ZM221 48H219V50H221ZM224 48H225V47H224ZM8 49H10V48H8ZM50 49H52V48H50ZM57 49H58V47L56 48V50H57ZM74 49H75V47L73 48V50H70V51H74V53L77 52L76 49H75V50H74ZM112 49H113V48H112ZM132 49H133V47H132ZM141 49H142V48H141ZM150 49H151V47H150ZM155 49H156V50H155ZM164 49H165V48H164ZM56 50H55V51H56ZM61 50H62V49H61ZM66 50H67V49H66ZM66 50H65V51H66ZM81 50H82V49H81ZM88 50H89V49H88ZM96 50H97V49H95V51H96ZM99 50H100V48H99ZM101 50H102V49H101ZM106 50H107V49H106ZM110 50H111V47H110ZM110 50H108V51H110ZM117 50H118V49H117ZM127 50H128V49H126V51H127ZM130 50H131V48L129 49V51H130ZM136 50H138V49H136ZM136 50H135V51H136ZM143 50H144V49H143ZM145 50H146V49H145ZM161 50H162V49H161ZM204 50H205L206 52H207V50H208V52H209V49H207V50L204 49ZM204 50H202V51H204ZM212 50L214 51V49H212ZM219 50H218V52H219ZM237 50H238V49H237ZM19 51H20V49H19ZM67 51H69V50H67ZM70 51H69V53H70ZM83 51H84V50H83ZM89 51H90V50H89ZM93 51H94V50H93ZM95 51H94V53H95ZM103 51H105L104 48H103ZM113 51H114V50H113ZM121 51H122V49H121ZM131 51H132V50H131ZM133 51H134V50H133ZM139 51H140V50H139ZM150 51H151V50H150ZM150 51H149V54H150ZM171 51H172V50H171ZM183 51H184V50H183ZM186 51H187V49H186ZM202 51L200 50V52H202ZM205 51H204V52H205ZM213 51H210V52H213ZM221 51H222V50H221ZM235 51H236V50H235ZM7 52H8V50H7ZM11 52H12V51H11ZM16 52H17V51H16ZM50 52H51V50H50ZM86 52L88 53L87 49H86ZM114 52H115V51H114ZM114 52H113V53H114ZM116 52L118 53V51H116ZM136 52H137V51H136ZM136 52H135V53H136ZM140 52H141V51H140ZM152 52H153V51H152ZM152 52H151V53H152ZM166 52H167V51H166ZM215 52H217V51L215 50V51H214V54H215ZM225 52H226V51H225ZM33 53H34V52H33ZM36 53H37V52H36ZM63 53H64V55H63V54H62V55L65 57V53H66V52L63 51ZM72 53H73V52H72ZM102 53H104V52H102ZM110 53H111V51H110ZM121 53H123V52H121ZM125 53H126V52H125ZM128 53H129V52H127V54H128ZM131 53H132V52H131ZM135 53H134V54H135ZM161 53H162V51H161ZM186 53H187V52H186ZM188 53H189V52H188ZM190 53H191V52H190ZM194 53H195V52H194ZM194 53H191V54H194ZM197 53H198V52H197ZM14 54H15V53H14ZM18 54H19V53H18ZM67 54H68V53H67ZM67 54H66V55H67ZM70 54H71V53H70ZM78 54H79V53H78ZM83 54H84V53H83ZM104 54H106V53H104ZM107 54H108V53H107ZM123 54H124V53H123ZM134 54H133V55H134ZM142 54H143V53H142ZM142 54H141V55H142ZM203 54H204V53H203ZM203 54H202V55H203ZM207 54H208V53H207ZM218 54H219V53H218ZM71 55H72V54H71ZM75 55H76V54H75ZM86 55H87V54H85V56H86ZM88 55H89V54H88ZM113 55H115V54H113ZM120 55H121V54H120ZM130 55H131V54H130ZM133 55H131V56H133ZM141 55H140V56H141ZM151 55H152V54H151ZM160 55H161V54H160ZM176 55H177V54H176ZM195 55L197 56V54H195ZM216 55H217V54H216ZM219 55H220V54H219ZM240 55H241V54H240ZM244 55H246V54H244ZM13 56H15V55H13ZM37 56H38V55H37ZM76 56H77V55H76ZM78 56H81V55H78ZM101 56H102V54H101ZM104 56H105V58H106L108 55H107V56L104 55ZM109 56H110V54H109ZM109 56H108V58H109ZM117 56H118V55L116 54V57H117ZM126 56H128V55H126ZM146 56H147V55H146ZM153 56H154V55H153ZM163 56H164V55H163ZM163 56H162V57H163ZM178 56H179V55H178ZM184 56H185V55H184ZM190 56H191V55L189 54V57H190ZM199 56H201V54H200ZM204 56H205V54H204ZM217 56H218V55H217ZM217 56H216V57H217ZM225 56H226V55H225ZM10 57H11V56H10ZM15 57H16V56H15ZM15 57H14V59H15ZM33 57H34V56H33ZM68 57H71V56L67 55V59H68ZM73 57H74V54L72 55L71 58H73ZM89 57L91 58V57H92V54H91V56H89ZM94 57H95V56H94ZM114 57H115V56H114ZM114 57H113V59H114ZM124 57H125V56H124ZM124 57H123V58H124ZM134 57H135V56H134ZM134 57H132V58H134ZM151 57H152V56H151ZM157 57H158V60H159L160 57H159V56H157ZM165 57H166V56H165ZM191 57L193 58V56H191ZM223 57H224V56H223ZM226 57H227V56H226ZM233 57H234V56H233ZM233 57H232V58H233ZM235 57H236V56H235ZM18 58H19V57H18ZM34 58H35V57H34ZM40 58H41V56H40ZM71 58H69V59H71ZM86 58H87V56H86ZM118 58H120V57L118 56ZM121 58H122V55H121ZM121 58H120V60H123V59H121ZM125 58H126V57H125ZM129 58H131V57H129ZM132 58H131V59H132ZM167 58H168V57H167ZM192 58H191V59H192ZM227 58H228V57H227ZM227 58H226V59H227ZM236 58H237V57H236ZM64 59L66 60V58H64ZM87 59L90 60L89 58H87ZM97 59H98V58H97ZM97 59H96V60H97ZM110 59H111V58H110ZM115 59H116V58H115ZM137 59H138V58H137ZM139 59H140V58H139ZM142 59H143V58H142ZM148 59H149V58H148ZM156 59H157V58H156ZM186 59H187V57H186ZM191 59H190V60H191ZM233 59H234V58H233ZM239 59H241V58H239ZM58 60H59V59H58ZM71 60H72V59H71ZM74 60H75V58H74ZM92 60H93V59H91V63H90V65L92 64V62L95 61V60H94V61H92ZM98 60H99V59H98ZM100 60H101V59H100ZM105 60H106V59H105ZM135 60H136V59H135ZM160 60H161V59H160ZM163 60H165V59H163ZM215 60H216V59H215ZM217 60H218V59H217ZM219 60H221V59L219 58ZM224 60H225V58H224ZM224 60L222 59V62H221V63H223V65L225 64V63H224V62H225ZM227 60H228V59H227ZM231 60H232V59H231ZM24 61H25V60H24ZM66 61H67V60H66ZM66 61H65V62H66ZM69 61H70V60H69ZM76 61H77V60H76ZM76 61H75V63H73V65L71 64V61H70L71 67H72V66L74 67V64H76ZM84 61H85V60H84ZM113 61H114V60H113ZM115 61H116V62H114V63H118L117 60H115ZM125 61H127V58H126V60H124V62H125ZM128 61H129V60H128ZM128 61H127V62H128ZM130 61H131V60H130ZM133 61H134V60H133ZM133 61H132V62H133ZM156 61H157V60H156ZM233 61H234V63H236V62H235V59H234ZM44 62H45V61H44ZM46 62H47V61H46ZM61 62H62V61H61ZM73 62H74V61H73ZM86 62H87V61H86ZM98 62H99V61H96L97 64H98ZM127 62H125V63L127 64ZM141 62H142V61H141ZM143 62H144V61H143ZM148 62H149V61H148ZM153 62H154V61H153ZM176 62H177V61H176ZM183 62H184V61H183ZM94 63H95V62H94ZM94 63H93V64H94ZM100 63H101V62H100ZM108 63H110V60H109ZM121 63H122V62H121ZM155 63H156V62H155ZM232 63H233V62H232ZM60 64H61V63H60ZM60 64H59V65H60ZM62 64H63V62H62ZM66 64H68V62H67ZM70 64H68V65H70ZM87 64H88V63H87ZM93 64H92L91 68H92V67L95 68L94 66H96V65L93 66ZM123 64H124V63H123ZM133 64H134V62H133ZM139 64H140V63H139ZM159 64H160V63H159ZM172 64L174 65V63H172ZM175 64H176V63H175ZM226 64H227V63H226ZM31 65H32V64H31ZM35 65H36V64H35ZM35 65H34V66H35ZM64 65H65V63L63 64V66H64ZM90 65H89V66H90ZM98 65H99V64H98ZM101 65H104V62H103V61H102V64H100L99 66H101ZM106 65H107V64H106ZM110 65H112V64L110 63ZM110 65H109V66H110ZM114 65H115V64H114ZM114 65H112V66L114 67ZM119 65H120V64H119ZM156 65H158V64H156ZM166 65H167V64H166ZM170 65H171V64H170ZM170 65H169V66H170ZM191 65H192V64H191ZM191 65H190V66H191ZM221 65H222V64H221ZM233 65H236V64H233ZM49 66H50V65H49ZM51 66H52V65H51ZM79 66H80V64H79ZM82 66H84V65H82ZM87 66H88V65H87ZM107 66H108V65H107ZM116 66H117V65H116ZM124 66H125V65H124ZM136 66H137V65H136ZM139 66H141V65H139ZM150 66H151V65H150ZM176 66H177V65H176ZM190 66H189V67H190ZM193 66H194V65H193ZM214 66H215V65H214ZM226 66H227V65H226ZM226 66L224 65L223 67H226ZM43 67H44V66H43ZM52 67H54V66H52ZM55 67H56V66H55ZM75 67L77 68L78 66L76 65ZM75 67H74V68H75ZM125 67H126V66H125ZM127 67H128V66H127ZM130 67H132V66H130ZM170 67H171V66H170ZM45 68H47V67L45 66ZM49 68H50V67H49ZM57 68H58V66H57ZM76 68H75V69H76ZM78 68H79V67H78ZM91 68H90V69H91ZM96 68H97V67H96ZM96 68H95V69H96ZM98 68H99V67H98ZM98 68H97V69H98ZM100 68H101V67H100ZM106 68H107V67H106ZM115 68H119L118 70H120V67H118V66L115 67ZM147 68H148V67H146V69H147ZM164 68H165V67H164ZM206 68H207V66H206ZM212 68H213V67H212ZM217 68L220 69L218 66H217ZM217 68H216V69H217ZM71 69H73V68H71ZM86 69H87V68H86ZM102 69H103V67H102ZM107 69L109 70V68H107ZM112 69H113V68H112ZM112 69H111V70H112ZM127 69H128V68H127ZM127 69L125 68L124 71L127 70ZM132 69H133V67H132ZM132 69H131V70H132ZM134 69H135V68H134ZM148 69H150V67H149ZM154 69H155V67H154ZM165 69H166V68H165ZM213 69H214V68H213ZM216 69H215V70H216ZM49 70H52V69H49ZM54 70H56V68H55ZM91 70H92V69H91ZM100 70H101V69H100ZM111 70H109V71L111 72ZM129 70H130V68H129ZM141 70H142V69H140V71H141ZM143 70H144V69H143ZM143 70H142V71H143ZM155 70H156V69H155ZM158 70H159V69H158ZM160 70H161V69H160ZM162 70H164V69H162ZM162 70H161V71H162ZM168 70H169V69H168ZM171 70H172V69H171ZM171 70H170V71H171ZM177 70H178V69H177ZM231 70H232V69H231ZM60 71H58V73H59ZM72 71H73V70H72ZM72 71H70V72H72ZM74 71H75V70H74ZM86 71H87V70H86ZM89 71H90V70L88 69V72H89ZM95 71H96V70H95ZM104 71H105V69H104ZM127 71H128V70H127ZM134 71H135V70H134ZM137 71H138V70H137ZM140 71H139V72H140ZM148 71H150V70H148ZM148 71H147V72H148ZM178 71H179V70H178ZM182 71H183V70H182ZM208 71H209V69H208ZM218 71H220V70H218ZM232 71H233V70H232ZM55 72H56V71H55ZM75 72H76V71H75ZM92 72H93V71H92ZM107 72H108V71H107ZM114 72H115V71H114ZM118 72H119V71H118ZM129 72H130V71H129ZM131 72H132V71H131ZM139 72H138V73H139ZM165 72H166V70H165ZM171 72H172V71H171ZM201 72H202V71H201ZM212 72H213V71H212ZM212 72L209 71V74H212V76L210 75L212 78L208 75V76H209L208 78H210V79L208 80V82H210V83H209L210 85H209V84H206V85H209L210 87H211V84L214 83L215 80H217L216 76L219 77V76H218L219 73H218L217 71H216V72H213V73H212ZM220 72H221V71H220ZM222 72H223V71H222ZM53 73H54V71H53ZM56 73H57V72H56ZM56 73H55V74H56ZM78 73H79V72H78ZM101 73H102V72H101ZM112 73H113V72H112ZM119 73H121V72H119ZM122 73H123V72H122ZM148 73L151 74V72H148ZM155 73H156V72H155ZM166 73H167V72H166ZM174 73H175V71H174ZM183 73H184V72H183ZM229 73H230V72H229ZM90 74H91L92 77H93V76H96V73H90ZM110 74H111V73H110ZM127 74H128V73H127ZM129 74H130V73H129ZM131 74H132V73H131ZM131 74H130V75H131ZM136 74H137V73H136ZM143 74H144V73H143ZM145 74H146V72H145ZM153 74H154V71H153ZM159 74H160V72H159ZM161 74H163V73H161ZM175 74H177V73H175ZM213 74H214V75H213ZM233 74H234V73H233ZM68 75H70V74H68ZM71 75H72V74H71ZM99 75H100V74H99ZM114 75H117V76H118V74H114ZM114 75H113V76H114ZM122 75H123V74H122ZM125 75H126V74H125ZM125 75H124V76H125ZM138 75H139V74H138ZM146 75H147V74H146ZM155 75H156V74H155ZM89 76H90V75H89ZM97 76H98V75H97ZM104 76H105V73H104ZM104 76H103V77H104ZM106 76H108V75H106ZM127 76H129V75H126V78H127ZM132 76H133V74H132ZM140 76H142V75L140 74ZM227 76H229V75H226V78H227ZM98 77H99V76H98ZM101 77H102V76H101ZM111 77H112V76H111ZM115 77H116V76H115ZM121 77H122V76H121ZM147 77H148V76H147ZM147 77H146V78H147ZM187 77H188V76H187ZM187 77H186V78H187ZM96 78H97V77H96ZM99 78H100V77H99ZM109 78H110V77H109ZM129 78H130V77L127 78L128 81H129ZM141 78H142V77H141ZM143 78H145V75L143 76ZM146 78H145V79H146ZM150 78H151V77H150ZM213 78H215V79H213ZM222 78H223V77H222ZM230 78H231V75H230ZM232 78H233V77H232ZM97 79H98V78H97ZM137 79H139V77H138ZM169 79H170V78H169ZM178 79H181V78H178ZM189 79H190V78H189ZM211 79H213L214 81H212ZM220 79H221V78H220ZM227 79H229V78H227ZM233 79H234V78H233ZM94 80H96V79H94ZM99 80H100V79H99ZM110 80H111V78H110ZM124 80H125V79H124ZM134 80H135V79H133L132 81H134ZM139 80H140V79H139ZM139 80H138V81H139ZM147 80H149V79H146V81H145L146 84H147V82H148ZM154 80H155V79H154ZM204 80H205V79H204ZM210 80H211V81H210ZM230 80H232V79H230ZM97 81H98V80H97ZM132 81H131L130 84H132ZM150 81H152V80H150ZM156 81H157V80H156ZM225 81H226V80H225ZM17 82H18V83H17ZM124 82H125V81H124ZM129 82H130V81H129ZM153 82H154V81H152V84H153ZM157 82L159 83V81H157ZM172 82H173V81H172ZM205 82H206V81H205ZM205 82H203V84H204ZM220 82H221V81H220ZM228 82H229V80H228ZM136 83H137V82H136ZM226 83H227V82H226ZM235 83H236V82H235ZM130 84L128 83V86H129ZM152 84H151V87L153 86V87L155 88V86H156L155 84H157V83L154 82V85H152ZM188 84H189V82H188ZM215 84H216V83H215ZM215 84H214V85H215ZM220 84H221V83H220ZM229 84H233V83H231V81H230ZM119 85H120V84H119ZM133 85H134V84H133ZM139 85H140V83H139ZM157 85H158V84H157ZM159 85H161V84L159 83ZM159 85H158V86H159ZM201 85H202V84H201ZM206 85H205V86H206ZM125 86H126V85H125ZM137 86H138V84H137ZM144 86H146V85H144ZM147 86H148V85H147ZM149 86H150V84H149ZM149 86H148V87H149ZM158 86H157V87H158ZM216 86H218V85H216ZM216 86H215V87H216ZM228 86H231V85H228ZM114 87H116V88H114ZM120 87L122 88L121 85H120ZM131 87H132V85H131ZM141 87H142V86H141ZM160 87H161V86H160ZM160 87H158V88H160ZM162 87H163V86H162ZM182 87H183V86H182ZM198 87H199V86H198ZM202 87H203V86H202ZM212 87H213V85H212ZM133 88H136V86H135V87L133 86ZM139 88H140V87L138 86V87L136 88L137 90L134 89V90H135V93H137V95H140V93L143 91V89L141 88L142 90H140V91H141V92H140V91L138 90ZM154 88H151V89L153 90ZM167 88H168V87H167ZM167 88H166V90H164L165 88H164L163 90H161L162 88L159 89V90H160V92H161V91H162V92H163V91H164V92H165V91L168 92V91H167ZM169 88H170V87H169ZM177 88H178V87H176V88L174 87L173 93H170V91H169V93H170V95H171L172 97H174L173 94H174V95H175V94L177 95V93H178V95H179V92H181V91L179 90V88H178V90H177ZM192 88H194V87H192ZM199 88H201V87H199ZM205 88H207V87H205ZM205 88H204V89H205ZM230 88H231V87H230ZM127 89H128V88H127ZM131 89H132V88H131ZM146 89H147V88H146ZM149 89H150V88H149ZM149 89H148V90H149ZM175 89H176L177 91H176ZM182 89H183V88H181V90H182ZM186 89H187V88H186ZM186 89H185V91L183 90L184 92L182 91L183 93L181 92L182 94H180V95H183V96H184V94L186 95L185 92L188 90V89H187V90H186ZM190 89H191V88H190ZM197 89H198V88H197ZM197 89H195V90H197ZM202 89H203V88H202ZM227 89H229V88L227 87ZM105 90H104V91H105ZM113 90H112V91H113ZM120 90H121V89H120ZM144 90H145V88H144ZM148 90H147V92H146L147 94L150 93V92H148ZM152 90H150V91L152 92ZM154 90H157V88H155ZM159 90H157L155 93H154V91H153V92H152L153 94L150 93L151 96H150V95H147V97H146V95H145L146 93H145V91H144V92H142V95H143V93H145L143 96H145L146 98H145V97H141V95L138 96V98L141 97V98H144L145 100H147V98H150V99H152V100H151V104H154L153 107H155V104L158 105V103H159L160 106H163V107H164V110H163V109H162V110L165 111V110H166V109H165V106L162 105V104H164L163 101H166V99H168V98L171 99V98H170L171 96H170V97L168 96V98L163 97L164 95L162 96V94H164V93H162V94L159 93ZM168 90H169V89H168ZM171 90H172V88H171ZM195 90H194V91H195ZM198 90H199V89H198ZM90 91H91V90H90ZM112 91H111V89H110V92H112ZM124 91H125V90H124ZM124 91H120V93H118V92H117V93H118V94H121V92H124ZM128 91H129V90H128ZM130 91L133 92V90H130ZM203 91H204V90H203ZM205 91H206V89H205ZM86 92H87V91H86ZM86 92H85V93H86ZM171 92H172V91H171ZM187 92H188V91H187ZM225 92H226V91H225ZM69 93H68V95H69ZM82 93H83V92H82ZM87 93H88V92H87ZM87 93H86V95H87ZM125 93H126V94H125ZM133 93H134V92H133ZM135 93H134V94H135ZM190 93H191V92H190ZM227 93H228V92H227ZM96 94H98V95H96ZM101 94H102V93H101ZM105 94H106V93H105ZM167 94H168V93H167ZM222 94H223V93H222ZM229 94L231 95V93H229ZM232 94H233V93H232ZM235 94H237V93L235 92ZM72 95H73V94H72ZM82 95H83V94H82ZM86 95H85V96H86ZM103 95H104V93H103ZM108 95H109V94H108ZM126 95H127V92H124L123 95H122V97H120V95H119L120 98L117 97V95H116L115 97H117V98H115V97H114V98H115V100L118 99V100H116L117 102H115V101H114V98L110 96V100H111L112 102H111V101H108V103H107L106 105L110 106L109 103L111 102V103L113 104V107L115 108V109L113 108L114 110H116V109H118V108H122V110H124L125 112H127V111L130 112V111H131L130 113H132V110H133V112H134V111H135V112L138 111L140 115L137 114L138 112L135 113L136 115H135V116H132V117H130L129 115H126V116H129V117H130V118L128 117V118L130 119V120H129V119H128V120L131 122V126H132V127L130 128V127L127 126V128H126V127L124 126V128H126V130H125V131L122 130V131H124V132L121 131L122 134H120V133H121V132H120L121 128H119V129H120V130H119V129H118V126H119V127H121V126L123 127V125H125L124 122H123L124 124L122 123V120H123V119L120 120L121 123L118 122V121H117V122H111L112 120L109 121V123H107L108 120L106 121L105 118H104V119H105V122L103 121L104 123H106V124H108V125L111 124V123H112V124L115 123V125H116V123H118V124L120 123L119 125L117 124L118 126L116 125L117 128H116V126H112V124H111V129L116 128L117 132H118V130H119L120 133L118 132V134L121 135V139H122V135H123V133H125L127 130H128V131L133 130V126L136 128V130L138 129L139 132H141V131L143 132L144 130H146L147 125H143L144 123L142 124V121H144V120L141 121L142 118H141V113H140V111L142 112V110L144 109L145 112L143 111L142 116L145 117V118L149 117V116L146 117V115H148L147 111H149V110H147L148 108H146V105L148 104V101H149V100H147V102H145L144 99H143L144 103H143V101L141 100V102L143 103V105L145 106V108H142V105H141L142 103L140 102V103H141V104H140V103L138 102V103L140 104L141 108H142V110H138V108H137V107H139L138 103L135 104V105H137V106H135V105L132 106V105H131L132 103H130V101H129V98H130L131 96L128 97V95H127V96H126ZM129 95H130V94H129ZM131 95H132V94H131ZM165 95H166V94H165ZM176 95H175V96H176ZM178 95H177V97H178ZM180 95H179V96H180ZM187 95H188V93H187ZM220 95H221V94H220ZM223 95H224V94H223ZM227 95H228V94H226V96H227ZM101 96H102V95H101ZM105 96H106V95H105ZM148 96H149V97H148ZM183 96H180V97H183ZM80 97H81V96H80ZM135 97H137V96L135 95ZM177 97H176L175 100L172 98V99H173V102H177V103L182 104V101H183V100L180 102V101L177 99ZM184 97H185V96H184ZM191 97H192V96H191ZM191 97H190V98H191ZM243 97H244V95H243ZM72 98H73V99L76 98L79 102H81V103L85 106V107H83V105L81 104L82 107H83V108H86L87 112H86V110H85V111H84V110H81V107H80V106H78V107H79V108H78V107H76V106L74 107V105H73V106H72V105H69V102H70V100H71ZM93 98H92V100H93V102H94L95 100H94ZM107 98H108V97H107ZM244 98H247V96L244 97ZM249 98H251V96H250ZM73 99H72V100H73ZM81 99H85V98H83V96H82ZM89 99H90V98H89ZM98 99H99V98H98ZM130 99H132V98H130ZM134 99H135V98H134ZM153 99H154V100H153ZM169 99H168V100H169ZM172 99H171V100H172ZM192 99H193V98H192ZM247 99H248V98H247ZM86 100H87V99H86ZM101 100H103V98H102ZM139 100H140V98H139ZM139 100H137V98H136V101H139ZM155 100H156V101H155ZM180 100H181V98H180ZM252 100H253V99H252ZM74 101H75V100H74ZM74 101H73V103H74ZM89 101H91V100H89ZM104 101H105V100H104ZM136 101H135V102H136ZM188 101H189V100H187V103H188ZM79 102H78V103H79ZM83 102H84V103H83ZM106 102H107V101H105V103H106ZM132 102L135 103L134 101H132ZM149 102H150V101H149ZM153 102H156V103H153ZM184 102H185V101H184ZM258 102H259V101H258ZM70 103H71V102H70ZM78 103H77V105H79ZM95 103H97V101H96ZM102 103H103V101H102ZM146 103H147V104H146ZM216 103H217V102H216ZM259 103H260V102H259ZM74 104H75V103H74ZM145 104H146V105H145ZM172 104H173V103H172ZM183 104H184V103H183ZM75 105H76V104H75ZM106 105H105V106H106ZM148 105L150 106V103H149ZM157 105H156V106H157ZM166 105H167L166 108H168V105H169V104H167V102H166ZM170 105H171V104H170ZM184 105H185V104H184ZM184 105H181L180 108H182V106H184ZM160 106H159V107H160ZM192 106H193V105H192ZM258 106H259V105H258ZM106 107H107V106H106ZM106 107H105V110H104V111H105V112H109V109H106ZM150 107H152V106H150ZM150 107H149V108H150ZM171 107H172V106H171ZM175 107H177V106H175ZM184 107H185V106H184ZM184 107H183V108H184ZM187 107H188V106H187ZM187 107H186V108H187ZM195 107H196V106H195ZM107 108H108V107H107ZM110 108H111V106H110ZM136 108H137V109H136ZM139 108H140V107H139ZM141 108H140V109H141ZM145 109H146V110H145ZM168 109H169V108H168ZM168 109H167V110H168ZM172 109H173V108H171V109H169V110L171 111ZM175 109H176V108H175ZM177 109H178V108H177ZM177 109H176V110H177ZM101 110H102V109H101ZM106 110H108V111H106ZM110 110H111V109H110ZM119 110H121V109H119ZM122 110H121V111H122ZM156 110H158L157 107H156V109L154 108V110L150 109V111H152V112H153V111L156 112ZM160 110H161V108L159 109V111H160ZM162 110H161V111H162ZM167 110H166V113H165V112L163 113V111H162V112L160 111V112L163 113V115H164V114L166 115V114H167ZM180 110H181V109H180ZM180 110H179V113L176 114L177 116H178V114H180V113L183 114V113L186 111V110H185V111L181 112ZM104 111L102 110V112H104ZM124 111H123V112H124ZM159 111L156 112V113L159 114V113H160ZM189 111H190V110H189ZM189 111H188V112H189ZM196 111H197V110H196ZM199 111H200V110H199ZM261 111H262V110H261ZM174 112H175V111H174ZM174 112H173V113H174ZM177 112H178V111H177ZM150 113H151V112H150ZM161 113H160V114H161ZM173 113H172V114H173ZM185 113H186V112H185ZM185 113H184V114H185ZM198 113H201V112H198ZM198 113H196V114H198ZM214 113H215V112H214ZM108 114H109V113H108ZM111 114H112V113H111ZM115 114H116V113H115ZM132 114H134V113H132ZM153 114H154V113H153ZM153 114H152V115H153ZM157 114H155V115H153V116H156ZM182 114H180V115H181L182 117H185L184 114H183V115H182ZM193 114H195V113H191V115H193ZM212 114H213V113H212ZM130 115H131V114H130ZM149 115H151V114H149ZM161 115H162V114H161ZM167 115H169V114H167ZM176 115H175V117H176ZM185 115H186V114H185ZM111 116H112V115H111ZM115 116H116V115H115ZM123 116H125V114H124ZM159 116H160V115H159ZM159 116H158V118H159ZM173 116H174V114H173ZM204 116H205V115H204ZM261 116H262V115H261ZM98 117H99V116H98ZM116 117H117V116H116ZM156 117H157V116H156ZM162 117H163V116H162ZM162 117L160 116L161 119H160V120L158 119V120L161 121V120L163 119ZM175 117H174V118H175ZM187 117H188V116H187ZM187 117L183 118V120H185V122H186ZM194 117L196 118L197 116H194ZM205 117H206V116H205ZM209 117H210V116H209ZM209 117H208V118H209ZM94 118H96V117H94ZM99 118H101V117H99ZM102 118H103V117H102ZM108 118H109V117H108ZM111 118H113V117H111ZM120 118H121V117H120ZM120 118H119V119H120ZM154 118H155V117H154ZM154 118H153V120H155ZM197 118H198V117H197ZM197 118H196V119H197ZM259 118H260V117H259ZM109 119H110V118H109ZM119 119H117V120H119ZM143 119H144V118H143ZM150 119H152V116H151ZM150 119H149V120H150ZM165 119H166V118H165ZM170 119L172 120L171 115H170ZM176 119H177V120H181V119H180V116L176 117ZM189 119H190V117H189ZM193 119H194V118L192 117L190 120L192 121ZM198 119H199V118H198ZM206 119H207V118H206ZM260 119H261V118H260ZM98 120H99V119H98ZM98 120L95 119V120H93V121H97V122H99L101 119H100L99 121H98ZM173 120H175V119H173ZM173 120H172V121H173ZM177 120H175V121L178 122ZM183 120H182L181 122L184 124ZM194 120H195V119H194ZM194 120H193V121H194ZM124 121H125V120H124ZM145 121H146L145 124H147L148 118H147V120H145ZM159 121L156 122V120H155L156 123H160ZM167 121H168V119H167ZM89 122H91V121H89ZM110 122H111V123H110ZM126 122H127V121H126ZM130 122H129V123H130ZM151 122H152V120H151ZM162 122H163V121H162ZM170 122H171V121H170ZM257 122H258V121H257ZM257 122H256V123H257ZM104 123H102V124L104 125ZM127 123H128V122H127ZM129 123L126 124V125H129ZM163 123H164V122H163ZM89 124H92V123H89ZM89 124H88V125H89ZM102 124H101V125H102ZM106 124H105L104 126H105V128H108L107 130H109V127H106V126H108V125H106ZM121 124H123V125H121ZM154 124H155V123H154ZM171 124H174V123H171ZM177 124H178V123H177ZM177 124H176V125H177ZM180 124H181V123H180ZM243 124H244V123H243ZM262 124H263V123H262ZM120 125H121V126H120ZM148 125H150V124H148ZM152 125H153V124H152ZM248 125H249V124H248ZM252 125H253V124H252ZM258 125H259V124H258ZM260 125H261V124H260ZM99 126H100V125H99ZM109 126H110V125H109ZM129 126H130V125H129ZM166 126H167V125H166ZM171 126H172V125H171ZM171 126H170V124H169V127H168V128L170 129ZM181 126H182V124H181ZM102 127H103V126H102ZM238 127H239V126H238ZM252 127H253V126H252ZM258 127H259V126H258ZM82 128H83V127H82ZM84 128H85V126H84ZM99 128H100V127H99ZM124 128H123V129H124ZM129 128H130V130H129ZM135 128H134V131H135ZM241 128H242V127H241ZM256 128H257V125H256ZM256 128H255V130H256ZM262 128H263V127H262ZM171 129H173V128L171 127ZM114 130H115V129H114ZM148 130H151V129L148 128L146 131H148ZM227 130H228V129H227ZM236 130H237V129H236ZM111 131H112V130H111ZM168 131H169V130H168ZM234 131H235V130H234ZM237 131H239V128H238ZM237 131H236V133H235L236 135H237ZM104 132H105V131H104ZM104 132H103V134H104ZM107 132H108V131H107ZM132 132H133V131H132ZM142 132H141V134H142ZM144 132H145V131H144ZM148 132H149V131H148ZM215 132H216V131H215ZM224 132H225V131H224ZM136 133H137V132H136ZM149 133H152V132H149ZM219 133H220V132H219ZM225 133H226V132H225ZM259 133H260V132H259ZM76 134H77V135H76ZM130 134H131V133H130ZM139 134H140V133H139ZM153 134H154V133H153ZM212 134H213V132H212ZM214 134H215V133H214ZM217 134H218V133H217ZM226 134H227V133H226ZM230 134H231V133H230ZM235 134H234V136H235ZM244 134H245V133H244ZM75 135H76V136H75ZM105 135H107V134L105 133ZM113 135H114V134H113ZM113 135H112V136H113ZM126 135H127V134H126ZM133 135H134V134H133ZM137 135H138V134H137ZM210 135H211V134H210ZM224 135H225V134H224ZM227 135H228V134H227ZM227 135H226V136H227ZM242 135H243V134H242ZM102 136H103V135H102ZM108 136H109V133H108ZM110 136H111V135H110ZM124 136H125V135H124ZM128 136H129V132H128ZM139 136H140V135H139ZM139 136H137V137H139ZM142 136H143V134H142L140 137H142ZM215 136H217L216 138H218V135L215 134ZM231 136H232V134H231ZM231 136H230V138H231ZM234 136H233V139H234ZM237 136H238V135H237ZM239 136H241V135L239 134ZM115 137H116V136H115ZM117 137H119V135H118ZM130 137H132V136H130ZM140 137L138 138V140L140 139ZM146 137H147V136H146ZM220 137H221V136H220ZM228 137H229V135H228ZM228 137H227V139H228ZM242 137H243V136H242ZM261 137H263V135H261ZM110 138H111V137H110ZM132 138H133V137H132ZM237 138H238V137H237ZM237 138H235V139L238 140L239 138H238V139H237ZM254 138H255V137H254ZM73 139H74V138H73ZM121 139H120V140H121ZM136 139H137V138H136ZM233 139H232V140H233ZM242 139H243V138H242ZM256 139H258V137H256ZM262 139H263V138H262ZM262 139L260 138V141H261ZM127 140H128V139H127ZM240 140H241V139H240ZM248 140H249V139H248ZM253 140H254V139H253ZM258 140H259V139H258ZM258 140H257V141H258ZM2 141H1V142H2ZM107 141H108V140H107ZM134 141H135V140H134ZM142 141H143V140H142ZM250 141H251V140H250ZM260 141H259V143H262L263 140H262L261 142H260ZM16 142H15V143H16ZM71 142H72V141H71ZM121 142H122V141H121ZM121 142H120V143H121ZM125 142H126V141H125ZM127 142H129V141H127ZM131 142H132V141H131ZM166 142H167V141H166ZM229 142H231V141H229ZM232 142H234V141H232ZM232 142H231V143H232ZM15 143H14V145H15ZM55 143H57V142H55ZM55 143H54V144H55ZM63 143H64V142H63ZM115 143H116V142H115ZM197 143H199V142H196V144H197ZM24 144H25V143H24ZM24 144H23V145H24ZM42 144H43V143H42ZM64 144H65V143H64ZM129 144H130V143H129ZM139 144H140V143H139ZM162 144H163V142H162ZM164 144H165V141H164ZM200 144H201V143H200ZM228 144H229V143H228ZM244 144H245V143H244ZM30 145H31V144H30ZM62 145H63V144H62ZM159 145H160V144H159ZM236 145H237V144H236ZM240 145H242V143H241ZM262 145H263V144H262ZM20 146H21V145H20ZM126 146H127V145H126ZM126 146H125V147H126ZM246 146H247V145H246ZM1 147H3V146H1ZM1 147H0V148H1ZM51 147H52V146H51ZM242 147H243V146H242ZM262 147H263V146H262ZM262 147H261V148H262ZM4 148L7 150L6 147H4ZM105 148H106L107 150H109L110 155L107 156L108 158H106V159L104 158V161H103L102 158H103L104 156H101V157H102V158H101V157H100V154L105 150ZM246 148H247V147H246ZM2 149H3V148H2ZM2 149L0 150V167L3 166V167H4V170H5V167H7V169L10 168L11 170H10V169H9V170H10L11 172L13 171L12 173L14 174V175H13L11 172H9L10 174L13 175V176H11V177L15 178L14 181H19L18 183L20 184L23 180H22V176H20V179L22 180L21 182H20L19 178H18V179L16 178V177L18 176V174L21 173V175H22V174H24L23 172H25V174H28V173L25 171V169H21V168H22L21 165H23L22 162H24V166H25V165H27V163L30 162V158H32V157H31L32 155H34L33 157H37V158H38V154H36L37 156H35V153H36L37 151L35 152L34 150H32V151H34V154H32L33 152L31 153L32 155H31V154H28V155L30 156V158H29V156L27 155L26 158H29V160L27 159V160H28V161H27V160H25L26 158H24V157H23L24 159L19 158L18 156H20V155H17V154H16V156H14L15 154L12 155V153H11L12 151L10 152V153H11V154H10V153L4 152V150L2 151ZM34 149H35V147H34ZM124 149H125V148H124ZM126 149H127V148H126ZM170 149H171V147H170ZM170 149L168 150L169 153L171 152ZM193 149H194V148L191 149L192 152H193ZM195 149H196V148H195ZM51 150H52V148H51ZM67 150L69 151V154H68V151H67ZM182 150H183V149H182ZM189 150H190V149H189ZM197 150H199V149H197ZM47 151H48V150H47ZM47 151H46V152H47ZM105 151H106V150H105ZM127 151H128V150H127ZM151 151H152V150H151ZM172 151H173V150H172ZM183 151H184L183 153H186L185 150H183ZM8 152H9V151H8ZM41 152H42V150H41ZM44 152H45V151H44ZM44 152H43V153H44ZM49 152H50V150H49ZM49 152L46 153V154H49ZM51 152H50V153H51ZM137 152H138V151H137ZM176 152H177V151H176ZM192 152H191V153H192ZM37 153H39V150H38ZM43 153H42V154H43ZM103 153H104V152H103ZM103 153H102V155H105V154H106V153H104V154H103ZM146 153H147V152H146ZM177 153H178V152H177ZM177 153H176V154H177ZM187 153H188V152H187ZM187 153H186V154H187ZM193 153L195 154L196 152H193ZM193 153H192V154H193ZM24 154H25V153H24ZM42 154L40 153L41 156H42ZM54 154H55V155H54ZM107 154H108V153H107ZM123 154H124V153H123ZM140 154H141V153H140ZM178 154L180 155V149H179V153H178ZM181 154H182V152H181ZM186 154H185V155H186ZM188 154H190V153H188ZM200 154H201V153H200ZM120 155H122V153H120ZM146 155H147V154H146ZM149 155H150V154H149ZM169 155H170V154H169ZM171 155H172V154H171ZM24 156H25V155H24ZM41 156H40V157H41ZM44 156H45V154H43V157H44ZM49 156H51V155L49 154ZM140 156H141V155H140ZM180 156H183V155H180ZM192 156H193V155H192ZM45 157L47 158L48 155L45 156ZM45 157H44V159H45ZM183 157H184V156H183ZM188 157H189V156H188ZM188 157H187V158H188ZM37 158H36V159H37ZM41 158H42V157H41ZM68 158H69V159H68ZM138 158H139V157H138ZM138 158H137V159H138ZM181 158H182V157H181ZM33 159H34V158H33ZM33 159H31V160L33 161ZM67 159H68V160H67ZM122 159H123V158H121V160H122ZM179 159H180V157H178V162L181 163V162H180L181 160H184V159L186 160V156H185V158L180 159V161H179ZM190 159H191V158H190ZM38 160H39V159H37V161H36L37 165H36V163L34 162L35 159H34V161H33V164L35 163L36 167H37L38 164H39V163H38ZM42 160H43V158H42ZM47 160H49V158H47ZM70 160H71V162H70ZM92 160H91V161H92ZM100 160H99V161H100ZM105 160H106V162H105ZM121 160H120V163H121ZM185 160H184V163H186ZM39 161H41V160H39ZM43 161H46V160H43ZM60 161H61L62 163H61ZM187 161H188V159H187ZM66 162H67V163H66ZM86 162H87V158H86ZM86 162H85V163H86ZM88 162H90V161L88 160ZM88 162H87V163H88ZM92 162H93V161H92ZM96 162L98 163V161H96ZM188 162H189V161H188ZM41 163H42V161H41ZM90 163H91V162H90ZM108 163H107V166H109ZM113 163H114V162H113ZM115 163H116V162H115ZM29 164H30V163H29ZM60 164H61V165H60ZM92 164H94V163H92ZM99 164H100V165H99L100 167L97 166L96 164L93 166V167H95V170H96L97 167L100 168V169L98 168L99 170H103V169H104L103 167H102L103 169H101V166H102V165H101V163H99ZM116 164H117V163H116ZM121 164H122V163H121ZM121 164H120V166H122ZM123 164H124V162H123ZM181 164H182V163H181ZM181 164H180V165H181ZM35 165H34V167H35ZM44 165L47 166V164H44ZM69 165H70V166H69ZM88 165H89V163L87 164V166H88ZM114 165H115V164H114ZM114 165H113V166H114ZM183 165H184V164H183ZM189 165H190V164H189ZM189 165H187V163H186L185 166L188 167ZM20 166H21V167H20ZM46 166H45V167H46ZM81 166H83V167L81 168ZM105 166H106V165H105ZM107 166H106V167H107ZM110 166H111V167H109V171H110V168H112V165H110ZM118 166H119V164H118ZM120 166H119V167H120ZM185 166H184V167L181 166L182 169L184 168V169H183V172H185ZM190 166H191V165H190ZM8 167H9V168H8ZM29 167H31V166H28V171H29ZM34 167L32 166L31 169H33L32 171H33V173L35 174L36 171L34 172V170H35L36 167H35V168H34ZM40 167H41V165H40ZM42 167H43V169H44V166H42ZM64 167H63L61 173H65L63 170H68V169H64ZM85 167H86V166H85ZM93 167H92V168H93ZM114 167H116V166H114ZM114 167H113V168H114ZM136 167H137V166H136ZM141 167H143V166H141ZM141 167H139V168H141ZM23 168H24V167H23ZM49 168H50V167L47 166L46 170L49 169ZM113 168H112V169H113ZM120 168H121V167H120ZM38 169H39V166H38ZM38 169H36V170H38ZM41 169H42V168H40V170H41ZM51 169H52V167H51ZM54 169H53V170H54ZM93 169H94V168H93ZM118 169H119V168H118ZM118 169L116 168V169H114V170H118ZM134 169H135V168H134ZM0 170H2V168H0ZM4 170H3V171H4ZM26 170H27V168H26ZM40 170H38V171L40 172ZM44 170H45V169H44ZM44 170H43V174H42V172H41V174H42V175H44V174L46 175L45 177H47V178H45V179H48V177L53 176V174L51 175V171H50V169H49L50 173H49V171L47 170L50 176H48L47 173H44ZM53 170H52V173H53ZM72 170H74V171H72ZM95 170H92L93 173H95V172H94ZM107 170H108V169L105 168V169H104V172L107 171ZM114 170H113V172H116V171H114ZM121 170H122V169H121ZM121 170H118V171H119V172H122ZM140 170H143V169L141 168ZM3 171H2V172H3ZM30 171H31V170H30ZM111 171H112V170H111ZM111 171H110V172H111ZM136 171H137V168H136ZM138 171H139V170H138ZM5 172H6V171H5ZM5 172H3L2 174H3L4 177L7 178L9 174L6 172L8 175L5 176V175H4ZM45 172H46V171H45ZM89 172H90V171H89ZM89 172H86V173H89ZM100 172H103V171H100ZM104 172H103V174H104ZM110 172L107 171V172H105V173H106L107 175H109ZM113 172L110 173V174H111V175H110V178L113 177L112 175H114V176H115L116 174L119 175V172L116 173V174H113ZM132 172H133V171H132ZM132 172H131V173H132ZM140 172H142V171H140ZM144 172H145V170H144ZM144 172H143V173H144ZM146 172H147V171H146ZM146 172H145V174L149 173V172H147V173H146ZM30 173H31V172H30ZM30 173H29V174H30ZM55 173H54V174H55ZM57 173H56V175H54V176H56L57 178H56V177H53V178H56V179H60V180H61L62 176L59 174L60 177H58V176H57ZM84 173H85V172H84ZM91 173H92V172H91ZM96 173H97V174H101V173H99V172H96ZM129 173H130V172H129ZM2 174H0V175H2ZM66 174H67V173H66ZM123 174H124V173H123ZM123 174H120V175L122 176ZM137 174H139V173H137ZM137 174H136V175H132V176H136V177H137ZM32 175H33V174H32ZM37 175H38V174H37ZM75 175H76V176H75ZM101 175H102V174H101ZM101 175H100V176H101ZM127 175H128V174H127ZM141 175H142V174H141ZM151 175H152V174H151ZM234 175H235V174H234ZM9 176H10V175H9ZM14 176H15V177H14ZM33 176H34V175H33ZM71 176H69V178H70ZM83 176L85 177L86 175L83 174ZM111 176H112V177H111ZM121 176H116V177H115L116 180L113 178L115 181H118V186H119V183H120V182L122 183L121 179H122L123 177L121 178ZM123 176H125V174H124ZM145 176H146V177H145L146 179L151 177V176H149V174H147V175H145ZM147 176H148V177H147ZM23 177H26V176H23ZM28 177H30V175H29ZM74 177H72L73 180L75 179ZM84 177H82L83 179L81 178V180H80V179H79V180H76V179H75L76 182L80 183V185H81L82 187L79 186V184H76V186L74 187L75 180L73 181L71 178H70V179L73 181V183H71V180H70V185L67 184V185H68L67 187L73 186V188L76 189V188H78L77 186H79V191L76 189L77 192H78V194H79L81 191H84V190H85V189L83 188V187L86 188V186H84L85 184H88V182H89L88 185H93L92 183L95 181V180H94L95 178H93V177H91V176H90V177H91L90 180H89L90 177H88V175H87V177H85V178H87L88 180L85 179ZM101 177H102V176H101ZM143 177H144V175H143ZM257 177H258V176H257ZM6 178H5V179H6ZM53 178L51 177L50 181H52ZM102 178H103V177H102ZM138 178H139V175H138ZM140 178L143 179L142 177H140ZM140 178H139V179H140ZM261 178H262V177H261ZM10 179H12V178H10ZM40 179H41L42 181H44V182L46 181L45 179L42 178V176H41ZM40 179H39V180H40ZM56 179H53V181H52L53 184H54L55 181H56V184H58V182L60 181V180H56ZM92 179H93L94 181H92V183H91V180H92ZM103 179H107V178H103ZM134 179H135V177H132V182H134V181H133ZM136 179H137V178H136ZM253 179H255V178H253ZM253 179H252V180H253ZM39 180H38V182H34V184H35V183H36V184L39 183V184H37V186L40 185L41 182H39ZM48 180H49V179H48ZM48 180H47L46 182H49ZM54 180H55V181H54ZM68 180H69V179H68ZM96 180H98V179H96ZM114 180H113V182H114ZM152 180H153V179H152ZM256 180H257V178H256ZM27 181H28V180H27ZM30 181H31V180H30ZM57 181H58V182H57ZM136 181H137V180H136ZM136 181H135V182H136ZM138 181H140V180H138ZM138 181H137V182H138ZM141 181H142V180H141ZM141 181H140V183H141ZM147 181H149V183H150V180H146L145 182H147ZM28 182H29V181H28ZM31 182H32V181H31ZM31 182H29V183L26 185V187H27L29 184H30V185L33 184V183H31ZM46 182H45V185L47 186V183H46ZM64 182H65V181H63V183H64ZM68 182H69V181H68ZM135 182H134V183H135ZM182 182H183V181H182ZM187 182H188V181H187ZM15 183H16V182H15ZM15 183H14V185L17 184V189H19V187H18V186H19L18 183H16V184H15ZM52 183H51V185H52ZM66 183H67V182H65V185H66ZM96 183H97L98 186H99V180H98ZM134 183H133V184H134ZM138 183H139V182H138ZM142 183H143V182H142ZM185 183H186V182H185ZM188 183H189V182H188ZM194 183H195V182H194ZM196 183H197V182H196ZM196 183L194 184L195 186H196ZM216 183H217V181H216ZM229 183H230V182H225V183H224V182H222V183L220 182V185L223 184L222 186L219 187V188H221L222 190L219 189V188H217V189H218L217 193H218L219 190H220V191H224L226 194H229V196H230V195L232 196V198H231V196L228 197V195H226V196L228 197V198H227L228 201H229L230 199H233V200H234V197L236 196V192H234V191L232 192V191H231V190H232V189H231L232 186H231V184H229ZM231 183H232V185H233L232 188H234V184H233V182H231ZM250 183H251V182H249V184H250ZM252 183H253V181H252ZM34 184H33V186H34ZM71 184H73V185H71ZM122 184H123V183H122ZM122 184H120V185L122 186ZM190 184H191V183H189V185H190ZM192 184H193V182H192ZM245 184L247 185L248 183H245ZM254 184H255V183H253V186H252V184H251V186H250V185H248V186H244V187H247V188H245L247 191H246V192L244 191L245 193L243 192V194H246V195H247V196L244 195L245 197H247V198H245L246 202H250V201H247L248 197H249V199H252V197H254V195L256 196V194L258 195V193L260 194V193H263V192H264V191H263V192H260V191H259V190H261L263 187L259 189V185H261V184H260V183H259V184L257 183V184H258L257 186H258V191H259V192L256 191V193H254L253 191H255V190L257 189V188H255V185H256V184H255V185H254ZM30 185H29V186H30ZM45 185L42 183V185H40V186H38V187H37V186H36V187L34 186V187H35L36 189L40 187V188L37 189V190H41V189L43 188V191H41V192H42V194L44 195V193H43L44 190L47 192V189H48V188L44 189V186H45ZM59 185L61 186V185H64V184L60 183ZM115 185H117V182H116ZM134 185H136V184H134ZM138 185L140 186V184H138ZM151 185H152V183H151ZM212 185H213V184H212ZM229 185H230L231 187H230ZM240 185H241V184H240ZM29 186H28V187H29ZM46 186H45V187H46ZM53 186H55V185H53ZM95 186H96V184H95ZM95 186L93 185V187H95ZM98 186H97V187H98ZM209 186H210V185H209ZM236 186H237V185H235L234 190L237 189L238 191H240V186H239V188H238V186H237V188H236ZM26 187H23V188L25 189ZM30 187L33 188L32 186H30ZM47 187L50 188V185H48ZM56 187H57V185H56L55 187H52V188H56ZM64 187H65V186H64ZM64 187L62 186V188H64ZM67 187H65V188H67ZM97 187H96V188H97ZM197 187H198V185H197ZM206 187H207V186H206ZM212 187H213V186H210V189H211ZM216 187H218V186L215 185V187H214L215 190H217ZM244 187H243V188H244ZM249 187H250V188H249ZM251 187H252V188H251ZM12 188H14V187H12ZM15 188H16V187H15ZM35 188H33V190H34ZM57 188H59V186H58ZM73 188H72V190L74 191L75 189H73ZM89 188H90V187H89ZM89 188H88V189H89ZM96 188H95V190L97 191L98 189H96ZM98 188H99V189H102V187L100 188V186H99ZM104 188H105V187H104ZM198 188H200V187H198ZM207 188H208V187H207ZM229 188H230L231 190H229ZM17 189H14V190L16 191ZM24 189H23V191H24ZM29 189H30V188H29ZM29 189H28V188L25 189V192H26V190L28 191ZM60 189H61V188L56 189V190H54V191L57 192V190L60 191ZM83 189H84V190H83ZM86 189H87V188H86ZM88 189H87V190H88ZM117 189H119V188L117 187ZM196 189H197V188H196ZM212 189H213V188H212ZM33 190H32V191H33ZM49 190L52 191L53 189H49ZM67 190H68V191H67ZM67 190L63 189V193H61V194H62V196H63V195L65 196V194L68 193L69 196L67 195V197H69V198L66 197V198H67V201H68V199L71 200L72 197L74 198L75 193H77V192L74 191V192H73V193H74V194H73L74 196H73L72 194H69L71 188H70V190H69V189H67ZM87 190H86V192H87ZM90 190H93V188H90L89 191H90ZM95 190H93V192H94ZM103 190H104V189H103ZM105 190H106V188H105ZM105 190H104V192H106ZM120 190H122V189H120ZM120 190H119V193L121 192ZM197 190H199V189H197ZM213 190H214V189H213ZM213 190H212V191H213ZM215 190H214V192H215V195H214L211 191H209V188H208L209 196L214 195L215 198H217L218 195H217V197H216V194H217V193H216ZM237 190H236V191H237ZM17 191H22V190L19 189V190H17ZM17 191H16V192H17ZM23 191H22V192H23ZM32 191H28V193L26 192L27 194H29L30 192L32 193V194H30V196H28L27 198H32L31 195L34 196V198H35V195H34L33 193H36V192H34V191L32 192ZM66 191H67V192H66ZM100 191H101V192H100ZM100 191H99V193H100V194L102 193V195H100L98 192H97V193H98V194H97L96 192L93 193V192L91 191V192H92V195L95 196V197L93 196V198H92V199H94V202H95V204L93 205L94 207H95L96 202H97V201H95V200H97L98 198H101L100 196H102V197L104 198L105 193L103 194L102 190H100ZM122 191H123V190H122ZM238 191H237V192H238ZM241 191H243V190H242V187H241ZM241 191L238 192V193L241 194ZM248 191L254 193V195L251 193V196H248V195H250ZM261 191H262V190H261ZM25 192H23V193H25ZM37 192H38V191H37ZM46 192H45V193H46ZM49 192H50V191H49ZM49 192H47L46 194H48ZM61 192H62V189H61ZM140 192H141V191H140ZM177 192H179V191H177ZM177 192H175V193H177ZM26 193H25V194H26ZM51 193H53V192H51ZM51 193H50V194H51ZM54 193H55V192H54ZM59 193H60V192H59ZM71 193H72V192H71ZM95 193H96V194H95ZM107 193H108V192H107ZM201 193H203V192H201ZM206 193H207V192H206ZM206 193H205V194H206ZM210 193H211V194H210ZM219 193H220V192H219ZM225 193H224V194H225ZM25 194H24V195H25ZM27 194H26V195H27ZM37 194H40V191H39ZM37 194H36V195H37ZM56 194H57V193L52 194V195L54 196V195H56ZM78 194H77V195H78ZM80 194H82V193H80ZM80 194H79V195H80ZM86 194H87V193H86ZM86 194L84 193V195H86ZM121 194H122V193H120L119 195H121ZM131 194H132V193H131ZM133 194H134V193H133ZM138 194H139V193H138ZM156 194H157V193H155V195H156ZM179 194H180V193H179ZM179 194L177 195V198H179ZM203 194H204V193H203ZM48 195H49V194H48ZM71 195H72V196H71ZM77 195H76V197L79 196V195H78V196H77ZM84 195H82L81 198H80V196H79V198H80L81 200H82L83 198L85 199V197H87V195H86L85 197H84ZM106 195H107V194H106ZM136 195H137V194H136ZM157 195L159 196V194H157ZM185 195H186V194H185ZM241 195H242V194H241ZM40 196H41V195H40ZM59 196H60V195H59ZM64 196H63V197H64ZM90 196H91V194H90ZM140 196H142V195L140 194ZM158 196H157V197H158ZM181 196H183V194H182ZM189 196H190V194H189ZM207 196H208V193H207ZM226 196H224V197L226 198ZM237 196L240 197V195H237ZM37 197L40 198L39 196H37ZM169 197H170V196H169ZM171 197H172V196H171ZM175 197H176V195H175ZM175 197H174V199H175ZM239 197H238V199H239ZM0 198H1V196H0ZM42 198H44V197H42ZM42 198H40V199H42ZM53 198H55V196H54ZM56 198H58V195H56ZM56 198H55V199H56ZM79 198H78V201H79ZM95 198H97V199H95ZM103 198H102V199H103ZM105 198L107 199V197H105ZM105 198H104V199H105ZM141 198H142V197H141ZM141 198L138 197V199H141ZM177 198H176V199H177ZM181 198H182V199H185L186 197H184V198L181 197ZM193 198H194V197H193ZM204 198H207L206 195H204ZM209 198H210V197H208V199H209ZM212 198L215 199L214 197H212ZM225 198H223V199H225ZM229 198H230V199H229ZM235 198H236V197H235ZM242 198H243V200H244V197H242ZM84 199H83V200H84ZM88 199L90 200L89 195H88V197H87L86 200H88ZM104 199H103V200H104ZM132 199H133V197H132ZM134 199H135V198H134ZM134 199H133V200H134ZM157 199H158V198H157ZM160 199H161V198L159 197L158 201H159ZM176 199H175V200H176ZM179 199H180V198H179ZM179 199H177V201H178ZM219 199H220V198H219ZM219 199H218V201H219ZM223 199L221 198L220 201L223 200ZM240 199H241V198H240ZM249 199H248V200H249ZM3 200L5 201L6 199H3ZM24 200H26V197H25ZM29 200H30V199H29ZM31 200L34 201L33 199H31ZM37 200H38V199L36 198V201H37ZM70 200H69V201H70ZM73 200H74V199H73ZM76 200H77V198H76ZM81 200H80V201H81ZM83 200H82V201H83ZM98 200L100 201V199H98ZM103 200H102V203H104V204H106V205H108V204L110 203V201H108V200H104V201H106V203L103 202ZM130 200H131V199H130ZM180 200H181V199H180ZM185 200H186V199H185ZM205 200H207V199H205ZM227 200H224L225 203H226ZM7 201H8V200H7ZM7 201H5V203H6ZM36 201L32 202V204H35V203H38V202H39V200H38V202H36ZM45 201H46V200L42 199V202H41V203H45ZM57 201H58V199H57ZM63 201H64V200H63ZM78 201H77V202H78ZM80 201H79V202H80ZM91 201H92V200H91ZM107 201L109 202L108 204H107ZM136 201L139 202L137 199H136ZM141 201H142V200H141ZM155 201H156V200H155ZM158 201H157V202H158ZM160 201H161V200H160ZM207 201H209L210 203H209V202H208V203H209L210 205H212V203H213L212 200H211L212 202L210 201V199L207 200ZM216 201H217V200H216ZM224 201H223V202H224ZM251 201H253V199H252ZM257 201H258V200H257ZM2 202H3V201H2ZM8 202H9V201H8ZM59 202H61V204H62L61 199H60ZM59 202H58V203L55 202L56 204L54 203V205L56 206V205L60 204ZM64 202H65V201H64ZM79 202H78V204L76 203L77 205L74 204L75 207L77 206L76 208H78V205H79V208H78V209H76L75 207H73L74 205H73V203H72L73 206H72V205H71V207L69 206L70 209H69V207H67L69 210L66 208V206H67L66 204H67V203H65V204L63 203L64 205H66V206H65L66 211L68 210V211L70 212V211H72V210L74 209V210L71 212V213H74V211L78 210V211H76V212L71 216V220H72V222H74V219H75V218L80 219V221H82L81 218L84 216V214H85V216H86L87 213H84L82 217H81V215H79V216H80V217H79L78 214L83 213V212H86L87 208L89 207L88 205H92V204H87V203H85V204H87V206H88V207H87L86 205H84V201H83V203H82V202L79 203ZM86 202H87V201H86ZM88 202H89V201H88ZM94 202H93V203H94ZM143 202H144V200L142 201V203H143ZM168 202H169V201H168ZM178 202L182 203V202H184V200H181V201H178ZM178 202H177V203H178ZM188 202H189V201H188ZM223 202H221L222 204H221L220 202H219V203L217 202V203H218V204H221V205L224 204V205L226 206L227 203L225 204V203H223ZM246 202H245V204H246ZM254 202H256V201H254ZM254 202H251L250 204H255ZM69 203H70V202H69ZM74 203H75V202H74ZM90 203H91V202H90ZM102 203H101V202H98V204H100V205H101ZM134 203H135V202H134ZM142 203H141V204H142ZM146 203H148V202L145 201L144 204L146 205ZM165 203H166V202H165ZM165 203H164V204H165ZM205 203H207V202L204 201V203L202 204V206H204V205H205V207L208 206V209H206V211H205V209L203 210V208H201V213L199 212L201 216H202L203 211L205 212V213H204L205 216H202L203 219H202V217H201V219H200V218L198 219V214H199V213H198V212H194V211H197V209L200 210V209H199L200 207L198 208V207L195 206L197 209L194 210V209L192 208V206H193L192 203H191L192 205H190V206H189L190 203H187V202H185L186 205L188 204L187 206L183 205V206L186 207V210H188V213L191 211V212H190V217L194 215V214H193V215L191 214V213H193V212L195 213L194 216L197 215V217H193V221H194V219H195V220L197 219V220H196L197 223H195L194 226H193L192 224H193L194 222H196V221H194L193 223H191V222H192V221H191L192 218L190 219V221L188 220L190 217H189L188 219H186L187 221L185 220V222H187V223L189 222V224H190L191 226H193L194 228H192V227H190V226L187 227L186 224H185V222H184L183 224H184L185 226H184L183 224H182V225H183L184 227H187V228H184V227L182 226V229H181V230L179 229L178 232L175 231V227H174V226H173L174 228L172 227V228L174 229V230L172 229L173 231L170 229L172 232L175 233V235H176L177 233H179V234H177V235H179V236H178V237L176 236L177 238L174 237V236H173V237H174V238H173V237L171 236V239H172V238L174 239V240H173V243H174V244L171 243V244L173 245V246L171 245V247H172L171 249H174V250H173L174 253L177 252V253H179V254H180V252H181V250H182L181 253H183V255H181V254L178 255V256H180L179 258H181L182 256H183V258H184V259L182 258V260H181L182 263H181V264H183V263H184V264H203V263H205V262H207L208 264H209V263H210V264H211V263L214 264V262H215V261L213 262V260H214V256L217 257V254L219 255V252L217 253L216 251H219V247H221V246L223 245L222 243H225V242L222 241V243H221L222 245H221V246H218L217 248L215 247V246H217V245H214V246H213V245L211 244V242H212L213 240H215V238H213V237H216V236L218 235V232H219V230H220L221 228H222V229H221V231H222V230H224L223 227L226 228V230H227V228L229 229V228L232 226V225H231V226L228 225V226H230V227H227L228 222H227V218H225V217H228V214H229L230 218H233V219H234V221H233L232 219H229V218H228L229 223H230V220H232V222H233L232 224H233V226H234V227H233V226L231 227V228H233V230H232L233 232H231V230H230L231 234H232V233L234 234V231H235L234 236L237 235V237H238L239 239L242 238L243 241L246 239L245 237H247V240L249 239V241H252V240L254 239V238L252 237V235H253L252 232H254V231H252L253 228L251 229V227L249 228L247 224H245V223H244V224L241 223V221L244 220V217L246 218V216L243 215L244 211L239 210V211H241L242 213L239 212V211H237L236 213L233 212V211H234V209L232 208L233 205H234V208H236V210H238V207H235V206H236L235 204H232V207H231V205L229 204V203H231V202H229V203H228L229 205L227 204L226 208L223 206V207L225 208L224 211H225V213H226V214L224 215V214L221 212V210H223V208L221 207L222 209L220 210V207H219V206H221V205L218 206L217 203L214 204V203H215V200H214V203H213V204L216 205V208H217V209H218V207H219V210H220V211L217 210V213L213 210V209H215L214 205H213V206H209V204L207 205V204H205ZM2 204H4V202H3ZM61 204H60V205H61ZM63 204H62V205H63ZM136 204H137V203H136ZM136 204H135V205H136ZM138 204L140 205V202H139ZM148 204H149V203H148ZM148 204H147L146 206H148ZM169 204H170V203H169ZM241 204H243V203H241ZM241 204H240L239 209L241 208L242 210H244V208H242V207H244V206H242ZM5 205H6V204H5ZM8 205H9V203H8ZM10 205H11V204H10ZM37 205H40V202H39V204H37ZM41 205H42V204H41ZM54 205H53V206H54ZM62 205H61V207H63V208H61V210H59L60 208H59V209L57 208V207L59 206V205H58V206L55 207V208H57V209L54 208L53 211L57 210L58 212H61L62 209L64 210V206H62ZM100 205H99V206H100ZM255 205H256V204H255ZM11 206H12V205H11ZM11 206H10V207H11ZM13 206H14V205H13ZM35 206H36V204H35ZM85 206H86V210H85ZM93 206H92V208H93ZM97 206H98V205H97ZM104 206H105V205H104ZM104 206L102 205V206H100V207L94 209V212H95V214H96V217H93V214H91L92 217H90V218H88V217H87V218H84V221L82 222V226H81V227H78V224H77V225L75 224V225H73L74 228H73V226H72V228H71V226L68 225L70 222H69V221H68L69 223L66 222V223H68V224H66L67 226L64 228V232H65V230H66V232H68V234H69V232L73 229L72 231H73L74 233H72V231H71V232H70L71 234H69V235L66 234V235H67V236H66L65 233L62 231L64 234L62 233V238H60V237H59V238H60L61 240L63 239V240H62L63 242L60 243V241H59L58 243H60V244L57 243L58 245H55L54 243H51V242H50V245L53 247V244H54V246L56 247V248L54 247L55 250L59 247V245H60V247H61V246L63 247L64 244H65V245H64L65 247H67V245H68V248H69V247H70V246H69L70 244H68V243H69V240H68V239H71V235H72V237H75V235L78 233V232H77L78 230H80L79 233L77 234L78 237H80V238L83 239L84 236H86V235H84V234L82 233L83 230H82V232H81V229H84L85 231H86V229H88V231H90L89 229L92 228V229H91V233H90V232H88V233L86 232L87 235H88V237H87V236H86V237H87V238H91V239L93 240V238H92L93 236H92L91 234H92V233L95 234V233L97 232V229H96V231H95L94 229L97 228V227L100 229V228L102 227V226L100 225V223L103 224V222H105V224H106V222H109L108 220H111V219H112V218L108 219V218H107L108 216L105 215V213H107V215H111V214L114 212V211H111V210H112L111 204L109 205L111 208H110L109 206H108L109 208H107V210H108V209H111L110 211H111L112 213L109 211V213H111V214H108L107 210H105V212H103L104 208L106 209V206H105V207H104ZM136 206L138 207V205H136ZM140 206H141V207H140ZM140 206H139V207L142 209V208H143L142 205H140ZM146 206H144V207H146ZM149 206H150V205H149ZM188 206H189L191 209H190ZM241 206H242V207H241ZM246 206H247V205H246ZM0 207H1V206H0ZM4 207H5V206H4ZM4 207H3V208H4ZM15 207H16V206H14L13 208H15ZM40 207H41V206H40ZM90 207H91V206H90ZM137 207H136V209H137ZM139 207H138V208H139ZM187 207H188L189 209H187ZM195 207H194V208H195ZM205 207H204V208H205ZM209 207H210V208H209ZM211 207H213V208L211 209ZM254 207H255V206L253 205V206H252L253 210L256 209V208L254 209ZM13 208H12L11 210H14ZM36 208H37V207H36ZM38 208H39V207H38ZM92 208H91V209H92ZM140 208H139V209H140ZM149 208H150V209H153V206H152V207H149ZM149 208H148V209H149ZM245 208H246V207H245ZM247 208H248V207H247ZM249 208H250V207H249ZM1 209H2V208H1ZM15 209H16V211L14 212V215H16L15 213L18 211V210H17V207H16ZM34 209H35V208H34ZM139 209H137V211H138ZM141 209H140V210H141ZM145 209H146V208H145ZM150 209H149V211H146L147 213H145V215H147V216H146L147 218L144 216V217L146 218L145 221L142 219V220L144 221V227H145V223H146V224L149 223V222L146 221V220L150 219V218H149V215H150V214L152 215L153 212H156V211H154V209H153V210H150ZM166 209H167V208H166ZM11 210L9 209L8 211L12 213ZM84 210H85V211H84ZM92 210H93V209H92ZM202 210H203V211H202ZM236 210H235V211H236ZM245 210H246V209H245ZM259 210H260V209H259ZM261 210H262V208H261ZM0 211H2V210H0ZM8 211H7V213H8ZM57 211H55V213L53 212L54 215H55L53 219H55V218H59L57 215H60V213H58ZM64 211H65V210H64ZM87 211H90V210L88 209ZM143 211H145V210L143 209ZM143 211L141 210L140 212L143 213ZM165 211H166V210H165ZM167 211H168V209H167ZM167 211H166V212H167ZM213 211L215 212V215H216V216H214L215 219L212 220V219H211L212 217H211L210 215H212L211 213H213ZM218 211H219V212H218ZM247 211H248V210H247ZM56 212H57V213H56ZM69 212H67V213H69ZM140 212L138 211V214H140ZM161 212H163V211H161ZM17 213H18V212H17ZM38 213H39V212H38ZM61 213H62V212H61ZM92 213H93V212H92ZM142 213H141V214H142ZM164 213H165V212H164ZM185 213H186V212H185ZM188 213H187V214H188ZM197 213H198V214H197ZM246 213H247V212H246ZM248 213H249V212H248ZM0 214H1V212H0ZM8 214H10V213H8ZM12 214H13V213H12ZM12 214H11V215H12ZM56 214H57V215H56ZM88 214H89V213H88ZM95 214H94V215H95ZM114 214H115V213H114ZM153 214H154V213H153ZM213 214H214V213H213ZM244 214H245V213H244ZM260 214H261V213H260ZM36 215H38V214H36ZM91 215H89V216H91ZM103 215H104V216H103ZM185 215H186V214H185ZM188 215H189V214H188ZM256 215H257V214H256ZM0 216H2V215H0ZM16 216H17V215H16ZM56 216H57V217H56ZM67 216H68V214H67ZM77 216H78L79 218H78ZM85 216H84V217H85ZM105 216H106V218L108 219L107 221H106V219H105ZM112 216H113V214H112ZM117 216L120 217V215H116V216L114 215V217H116V218H117ZM139 216H140V215H139ZM139 216L137 215V218H138ZM142 216H143V215H141V218H142ZM209 216H210V218H209ZM224 216H225V217H224ZM231 216H232V217H231ZM242 216H243V217H242ZM249 216H250V215H249ZM109 217H111V216H109ZM114 217H113V218H114ZM183 217H184V216H183ZM185 217H186V216H185ZM185 217H184V219H185ZM187 217H188V216H187ZM204 217H205V218H204ZM10 218H12V217H10ZM116 218H115V220H116ZM134 218H135V217H133V219H134ZM137 218H135V219H137ZM240 218H241L242 220H240ZM253 218H254V217H253ZM256 218H257V217H256ZM67 219H68V217H67ZM69 219H70V217H69ZM77 219H75L76 222H77ZM82 219H83V218H82ZM117 219H118V218H117ZM126 219H127V218H126ZM135 219H134V220H135ZM139 219H140V217H139ZM247 219H249L248 216H247ZM55 220H56V219H55ZM55 220H52V223H53V224L57 221V220H56V221H55ZM115 220H114V221H115ZM120 220H124V219H121V218H120ZM130 220H131V224L129 223L130 221H128V219H127L128 224L132 225V221H133V220H132V219H130ZM140 220H141V219H140ZM142 220H141V222H142ZM198 220H199L200 222H199ZM53 221H54V222H53ZM111 221L113 222L112 224H113L114 226H112V225L110 224ZM111 221L109 222V224H110L113 228L116 227L117 225L115 226V223H116L117 220L115 221V223H114L113 220H111ZM148 221H149V220H148ZM178 221H179V224H180V223H182L181 221H184V220L182 219L181 221H180V220H178ZM178 221H177V222H178ZM246 221H247V220H246ZM263 221H264V220H263ZM50 222H51V219H50ZM50 222H48L49 225L52 224V223H50ZM118 222H120V221H118ZM118 222H117V223H118ZM125 222H126V221H125ZM35 223H36V222H35ZM35 223H32V222H31V227L34 226ZM46 223H47V222H46ZM74 223H75V222H74ZM77 223H78V222H77ZM79 223H80V222H79ZM117 223H116V224H117ZM121 223H122V227H120V228L125 232L126 229H125V228L123 229V225H124V227H125V225H126V228H127V227H128V226H127V222H126V224H123L124 222H121ZM121 223H120V224H121ZM133 223H136V224H135V225H136L135 228L137 229V232H136L137 234L135 233V234H136V235H135L134 232L132 231V230L134 229V227L131 228V231H132L133 233H132L131 231H129V229H128L129 232L126 231V232H128V233H126V234L128 235L129 238H132V237L134 238V240H132V242H133V241L136 242V241H135V240H136L135 237H137L139 234L144 233L146 230H147V231L145 232V235H147L148 237H149L150 235H149V234H146V233H149V232L152 233V232H153V231H151V230H149V232H148L147 225H146V227H145L146 230H144V229H143L144 227L141 226V227H142L141 229H143L144 231L141 232V233H139L141 229L139 230L137 226H138V224L140 223V221H138V222H137V221H136V222L134 221ZM261 223H262V222H261ZM32 224H34V225H32ZM36 224H37V223H36ZM55 224H58V223L56 222ZM55 224H54V226H55ZM61 224H62V223H61ZM61 224H60L59 226H61ZM97 224H98V226H97ZM107 224H108V223H107ZM118 224H119V223H118ZM120 224H119V226H120ZM175 224H177V223H175ZM189 224H188V225H189ZM230 224H231V223H230ZM37 225H39V224H37ZM37 225H36V226H37ZM41 225H42V224H41ZM80 225H81V224H80ZM80 225H79V226H80ZM110 225H109V226H110ZM130 225H129V226H130ZM135 225H133V226H135ZM140 225H142V224H140ZM153 225H154V224H153ZM180 225H181V224H180ZM245 225H247V226H245ZM262 225H263V224H262ZM56 226H58V225H56ZM56 226H55L54 228H55V229L57 228L56 230H57V233H58V234L56 233V231L54 232L55 229L53 230V229L51 228V231H53L54 233H49L50 235H52V236H53V235H58V236H59L60 231H61L62 228H63V227H62L63 224H62V226H61V230H60V231H59V229H58L59 227H56ZM64 226H65V225H64ZM69 226H70V227H69ZM76 226H77V228H76ZM93 226H95V228H94ZM96 226H97V227H96ZM99 226H100V227H99ZM104 226L106 227V225H104ZM109 226L107 225L108 228L106 227L108 230H105V229H104V230H105V231L103 232L104 234H102V232H101V233L99 232L100 234L103 235L102 237L100 236V234L98 235V232H97L96 235H98L99 238H98V237L94 238L95 241H96V239L98 238V240L95 242V244H93L94 242H92L91 240H90V243L87 242L88 239L85 238V239H86L85 242H87V245H86L85 248H87V250H88V249H89L88 246H89L90 244H93L94 246L97 245V246H95V247H93V245H90V246H89V247L91 248V250L94 248L93 250L95 251V250H96L95 248L98 247V244H101V245H102L103 243H105V245H102V248L99 247V249L101 248L100 251L107 252V253L109 252V253H110V251L112 252L111 249H114V250H113V253H114L116 247H118L119 244H117V246H115L116 243H115V244L113 243V244H114V245H113L114 248H111L112 245L108 246V247H110V251H108L109 249H106V251H105V250H102V249H104V247L106 246V243H107V245H109L110 243L112 244L113 241H114V242L117 241V242L119 243V240H114V238H117V235H118V234H116V233H117V231L119 230V229H118L119 227H118V226H117L118 228L116 227L118 230H116V233H114V231H115L116 228H114V229L112 228V229H111V228H109ZM175 226H176V225H175ZM49 227H50V226H49ZM52 227H53V225H52ZM68 227H69V230H67ZM150 227H151V226H148V228H150ZM178 227H180V226L178 225ZM218 227H219V228H218ZM238 227H240V228H244V229L248 228L249 231H248V233H247V232L244 233L246 230H245V231L243 230L244 232H242L241 229L238 228ZM35 228H37V227H35ZM78 228H79V229H78ZM93 228H94V229H93ZM128 228H130V227H128ZM139 228H140V226H139ZM151 228H152V230L154 229V227H151ZM151 228H150V229H151ZM176 228H177V226H176ZM214 228H215V231H214L215 233H216V231H218V232L216 233V234H217L216 236H213V235H215L214 232H213V229H214ZM38 229H39V227H38ZM70 229H71V230H70ZM74 229H75L76 231H74ZM77 229H78V230H77ZM99 229H98V231H101L103 228L100 229V230H99ZM177 229H178V228H177ZM239 229H240V231H238ZM262 229H263V228H262ZM4 230H5V229H4ZM35 230H37V229H34V228H33V231H35ZM122 230H121V231H122ZM138 230H139V231H138ZM260 230H261V229H260ZM85 231H84V232H85ZM92 231H93V232H92ZM102 231H103V230H102ZM123 231H122L121 233H123ZM134 231H135V230H134ZM155 231H156V230H155ZM181 231H182V232H186V234H184V235L182 236V234H181L182 232H181ZM221 231H220V232H221ZM224 231H225V230H224ZM224 231H222V232H224ZM227 231H228V230H227ZM255 231H257V229H255ZM258 231H259V230H258ZM258 231H257V232H258ZM262 231H263V232H262ZM262 231H260L262 234H261L260 232H258L259 234H261V235L259 236L260 239H259V238L256 239L257 241H258V240H262V242L260 241L261 244L264 242V238H263V237H264V236H263L264 230H262ZM75 232H77V233H75ZM94 232H95V233H94ZM130 232H131V233H130ZM159 232H161V231H158V232H157V236L159 235ZM176 232H177V233H176ZM239 232H240V233H244L245 235L243 234V235H244V236H243V235L239 234ZM80 233H82V234H80ZM89 233H90V234H89ZM118 233L121 234L120 231H119ZM154 233H155V232H154ZM154 233H152V235H153V237L155 238L156 234H155V236H154ZM163 233H164V232H163ZM163 233H161V234H163ZM165 233H166V232H165ZM165 233H164V234H165ZM169 233H171V232H169ZM174 233H173V234H174ZM227 233H229V231H228ZM227 233H226V234H227ZM74 234H75V235H74ZM79 234H80L81 236H79ZM114 234H116V235H114ZM129 234H131V235H129ZM132 234L135 235V237H134ZM166 234H167V236H168V238H169L170 236L168 235V232H167ZM180 234H181V235H180ZM220 234H221V233H220ZM224 234H225V233H224ZM30 235H31V234H30ZM30 235H26V237H27V236L29 237ZM64 235H65V236H64ZM73 235H74V236H73ZM82 235H84V236H82ZM89 235H90L91 237H89ZM122 235H123V236H122L123 238H125V237L127 236V235H126V236L124 237L125 233L122 234ZM143 235H144V234H143ZM145 235H144V236H145ZM170 235H172V234H170ZM207 235H212L213 237H210V236H207ZM227 235H228V234H227ZM21 236H22V235H21ZM21 236H20V238H19V242L23 241V239H24V240H28V239H29L27 243H26V242L24 243V241L21 242V243H23V245H26V247H27V245H28L32 240H33V242H31V243H33V245H32V244H29V245H32V246L35 245V243H34L35 238H33V239L30 241V239L32 238L31 236H30L28 239H26L25 237L22 239L23 236H22V237H21ZM52 236H51V237H52ZM60 236H61V235H60ZM63 236H64L65 239L63 238ZM77 236L75 237L76 239H77ZM114 236H115V237H114ZM118 236H119V235H118ZM141 236H142V235H141ZM141 236H138V237H141ZM147 236H146V237H147ZM167 236L165 237V236L162 235V238L165 237V239H166ZM180 236H182L183 238L180 237ZM231 236H233V235H231ZM231 236H229V237H231ZM67 237H69V238H67ZM119 237H120V236H119ZM119 237H118V239H119ZM148 237H147L146 239H149ZM159 237H160V238H157V237H156V238H157V241H152L154 245L152 244V242H151V243L149 242V240H152V239H149L148 242L150 243L151 246L153 245L152 247L156 246V247H157V250L161 251L159 254L162 253L163 255H166L165 258H167V256H168L169 254L171 255V257L174 258L175 256H172L173 254H172L171 252L169 253L170 250H168V249H169L170 247H167V246H169V245H167V244H168L167 242H169L168 238H167V242H166V240H164V238H163V241H164L163 243L165 244V242H166V245H164V246L167 247V248H164V247L162 246V248H164V249H163V250H162V249L160 250L161 247L159 246V249H158V245L156 244V242H157L158 244H160V245L162 244V240H161V243H160V239H162V238H161L160 235H159ZM254 237H255V236H254ZM80 238H79V239H80ZM144 238H145V237H144ZM144 238H143V239H144ZM150 238H152V236H150ZM156 238H155V240H156ZM175 238H176V240H175ZM232 238H233V237H232ZM238 238H236V239L234 238L236 241H235V240L233 241V239H229L228 242L226 241L228 244L225 245V244H226V243H225L224 245H225V246H228V247L225 248V249H226L225 252H228V254H227V253H224V256H225V257L222 255V256L224 257V259L222 258L223 261L221 260L222 262H220V263H223V264H238V261L241 262L242 259H243L242 257H243L244 255H245V258H246V255H247V254H246V251L244 250L245 252H243L242 250H243L244 248H243V249L240 248V247H242V245H243L242 242H240V243L242 244V245L239 247L240 250L237 251L238 248H237L236 246H237L238 244L235 243V242H237V239H238ZM252 238H253V239H252ZM37 239L40 240L41 238H40V239L37 238ZM51 239H52V238H50V241H52ZM55 239H57V238L55 237ZM66 239H67V240H66ZM79 239H78V240H79ZM126 239H127V238H126ZM138 239H140V238H137V240H138ZM169 239H170V238H169ZM171 239H170V242H172ZM239 239H238V240H239ZM17 240H18V239H17ZM17 240H16V241H17ZM20 240H21V241H20ZM42 240H44V239H42ZM42 240H41V241H42ZM46 240H47V239H46ZM64 240H66L65 242L68 241V243H65ZM120 240H121V238H120ZM123 240H125V239H123ZM123 240H122V241H123ZM158 240H159V241H158ZM231 240H232L235 244L232 243ZM247 240H246V241H247ZM36 241H37V240H35V242H36ZM41 241H38V242H41ZM47 241L49 242V239H48ZM71 241H72V239H71ZM71 241H70V243H72ZM82 241H83V240H81V241H79V242H82ZM127 241H128V240H127ZM138 241H139V240H138ZM140 241L143 242L142 240H140ZM140 241H139V242H140ZM145 241H146V240H145ZM145 241H144V244H147V246H148V242L145 243ZM239 241H240V240H239ZM246 241H245V242H246ZM249 241H247V243H251V242H249ZM254 241H255V240H254ZM254 241L252 242V244L255 243ZM45 242H46V241H45ZM45 242H44V244H45ZM109 242H110V243H109ZM123 242H124V241H123ZM123 242H122V244H123ZM125 242H126V241H125ZM154 242H155V243H154ZM218 242H219V241H218ZM62 243H63V245H62ZM88 243H89V244H88ZM108 243H109V244H108ZM120 243H121V241H120ZM136 243H137V242H136ZM212 243H213V242H212ZM14 244H15V242H14ZM37 244H38V243H37ZM37 244H36V245H37ZM47 244H48V243H47ZM47 244H46V245H47ZM122 244H121V245H122ZM126 244H127V243H126ZM144 244H142V245H144ZM169 244H170V243H169ZM215 244H216V243H215ZM217 244H218V243H217ZM236 244H237V245H236ZM255 244H257V243H255ZM261 244H260V245H261ZM40 245H41V244L38 245V248L40 247ZM79 245H82V243H80ZM121 245H120V247H121ZM123 245H124V244H123ZM135 245H136V244H135ZM138 245H139V243H138ZM140 245H141V243H140ZM140 245H139V246H140ZM150 245H149V246H150ZM244 245H245V244H244ZM258 245H259V244H258ZM17 246H18V244L16 245V249H14L13 251L16 252L17 249H18V251H19V250L21 251V248H20V247H22V245H20V243H19V246H18V247H17ZM57 246H58V247H57ZM83 246H85V245H83ZM147 246H146V248H147ZM149 246H148V247H149ZM212 246H213V247H212ZM234 246H235V247H234ZM34 247H35V248H34ZM34 247H32V248L35 249V250H33V252H32V249H30L31 246H29V248H27V249H30L29 252L34 253V252L38 249V248L36 249L37 246H34ZM60 247H59V249H62V247H61V248H60ZM71 247H74L73 244H71ZM92 247H93V248H92ZM106 247H107V246H106ZM106 247H105V248H106ZM144 247H145V245H144ZM144 247H143V248H144ZM214 247H215V250H216L215 252L217 253V254H215V255H214L215 252L213 253V249H214ZM23 248H25V246H24ZM40 248H41V247H40ZM45 248H46L45 251H47V246H46ZM54 248H53L52 252L50 253L51 255H52L53 252H54ZM63 248H64V247H63ZM123 248H124V247H123ZM125 248L127 249L126 245H125ZM146 248H144V249H146ZM149 248H150V247H149ZM182 248H184V249H182ZM221 248H222V247H221ZM223 248H224V246H223ZM223 248H222V249H223ZM254 248H255V247H254ZM12 249H13V246H12ZM12 249H11V250H12ZM42 249H43V250H42ZM48 249H49V247H48ZM51 249H52V248H50V251H51ZM59 249H57V253H56V254L54 253V255H56L55 257H57V254H58V250H59ZM64 249H65V248H64ZM99 249H97L96 251L98 252ZM141 249H142V248H141ZM154 249H155V247H154ZM154 249H151V250L153 251ZM165 249L168 250V253H169V254H168L167 252H165V253H167V254H165V253L162 252V251H164ZM225 249H224V250H225ZM245 249H246V248H245ZM261 249L263 250V248H261ZM25 250H26V248H25ZM25 250L23 249V252H24ZM41 250H42V253H43V252H44V248H41ZM65 250H66L67 253L65 252ZM65 250H64V252H65L66 254H63V255H60V256H61V257H62V256L64 257V256L66 255V256L64 257V259H66V260L62 259L63 257L61 258V257L58 255L61 259H60L59 257H57V258H58V261H57V260H54V261L57 262V264H58V263H63V264H64V261L66 262L68 257L73 258L72 256H69V252H68L67 248H66ZM89 250H90V249H89ZM89 250H88V251H89ZM91 250H90V251H91ZM93 250H92V251H93ZM118 250H119V247H118ZM157 250H154V251H157ZM220 250H221V249H220ZM227 250H228V251H227ZM18 251H17L16 253L13 252L12 255H13V256H14L15 254L17 255ZM48 251H49V250H48ZM62 251H63V249H62ZM62 251H61V253H62ZM100 251H99V252H100ZM116 251H117V250H116ZM120 251H121V250H120ZM120 251H119V252H120ZM122 251H123V250H122ZM124 251H125V250H124ZM124 251H123V252H124ZM171 251H172V250H171ZM256 251H257V250H256ZM27 252H28V250H26L24 253H27ZM39 252H41V251H39ZM97 252H95V253H97ZM117 252H118V251H117ZM117 252H116V253H117ZM209 252H210V253H209ZM220 252H222V250H221ZM223 252H224V251H223ZM223 252H222V253H223ZM237 252H239V253L242 252L243 254H244V253H245V254L242 255V254L240 253V254L242 255V257H241L239 253L237 254ZM252 252H253V250H252ZM7 253H8V252H7ZM42 253H39V254H38V252H35V254H34L33 256H36V254H37V256L40 258V260L38 259V257L36 258V260L38 259L39 261L44 260V259H41V257L44 258L45 256H46V257L49 256V255H48L49 252H45V253H44L45 256L40 255V254H42ZM47 253H48V254H47ZM109 253H108V254H109ZM150 253H152V252H150ZM258 253H259V252H258ZM19 254H21L22 256L25 255V254L23 255L21 252H20ZM30 254H31V253H30ZM59 254H60V253H59ZM67 254H68V255H67ZM70 254H71V253H70ZM92 254H94V253H92ZM105 254H106V253H105ZM123 254H124V253H123ZM162 254H161V256H162ZM225 254H227V255H225ZM255 254H256V253H255ZM12 255L10 254L9 257L7 256V259H6V260H3V259H2L3 261H2V262L0 261V264H14V263H13L14 259L17 258V259H15V260L17 261V260H18V257H16V255H15V256H14L15 258L13 257V258H14V259H13V258L11 257ZM21 255H20V256H21ZM26 255H27V254H26ZM28 255H29V254H28ZM47 255H48V256H47ZM51 255H50V256H51ZM118 255H120V254H118ZM170 255H169V256H170ZM211 255H212V257H211ZM20 256H19V259H20ZM156 256H157V254H156ZM158 256H159V255H158ZM178 256H177V258H178ZM239 256H240V257H239ZM253 256H254V255H253ZM28 257H29V256H27V258H28ZM55 257H53V259H54ZM111 257H112V256H111ZM171 257H168L169 260H170ZM247 257H248V255H247ZM21 258H22V257H21ZM23 258H25V257H23ZM29 258H30V257H29ZM29 258H28V259H29ZM57 258H56V259H57ZM152 258H153V259H152ZM152 258H151V259H152L151 261L154 260V257H152ZM168 258H167V259H168ZM173 258H172V259H173ZM177 258L175 257V258H174L175 260L173 259V262H175V263L177 262V264H178V262H179L180 260H179V258H178V259H177ZM239 258H240V260H239ZM245 258H244L243 260H244L245 262H249V259H250V258H248V261L245 260ZM28 259L25 258L23 261L26 263V260L28 261ZM47 259H49V261H50V258H46V261H45L46 263L48 262ZM53 259H52V260H53ZM59 259H60V260H59ZM159 259H160V258H159ZM167 259H165V260H167ZM176 259H177L178 261H177ZM215 259H220V258L217 257V258H215ZM21 260H22V259H20L19 261L21 262ZM29 260H30V259H29ZM62 260H63V261H62ZM72 260H73V259H72ZM124 260H125V259H124ZM149 260H150V259H149ZM155 260H156V259H155ZM155 260L153 261V262H155V264H156V263L159 264V262L162 263V261H159V260H158V261H159V262H158V261L156 260V261H157V262H156ZM169 260H167V261L171 263L172 261H171V260L169 261ZM61 261H62V262H61ZM120 261H121V260H120ZM120 261H119V262H120ZM151 261H150V263H151ZM250 261H251V260H250ZM14 262H15V261H14ZM20 262L17 261L16 263H20ZM33 262H34V261H33ZM45 262H44V261H43V262H38V261H37V262H35V263H36V264H40V263L43 264V263H45ZM50 262H51V261H50ZM50 262H48V264H49ZM56 262H55V263H56ZM72 262L74 263V261H72ZM72 262H71V263H72ZM119 262H118V264H119ZM123 262H124V261H123ZM125 262H126V261H125ZM125 262H124V263H125ZM141 262H142V264H143V261H141ZM146 262H148V263H146ZM146 262H144V264H150L148 260H146ZM153 262H152L151 264H153ZM73 263H72V264H73ZM120 263H122V262H120ZM126 263H127V262H126ZM126 263H125V264H126ZM241 263L243 264L244 262L242 261ZM21 264H23V263H21ZM31 264H32V263H31ZM74 264H75V263H74ZM112 264H115V263H112ZM122 264H123V263H122ZM127 264H129V263H127ZM130 264H131V263H130ZM132 264H134V263H132ZM138 264H139V263H138ZM140 264H141V263H140ZM164 264H165V261H164ZM166 264H167V262H166ZM171 264H172V263H171ZM179 264H180V262H179ZM216 264H218V263H216ZM245 264H246V263H245ZM247 264H249V263H247Z\"/></svg>", "mask_w": 264, "mask_h": 264}, {"label": "crops", "instance_id": "obj_3", "mask_svg": "<svg viewBox=\"0 0 264 264\" xmlns=\"http://www.w3.org/2000/svg\"><path fill=\"white\" fill-rule=\"evenodd\" d=\"M120 1L121 0H119L118 3L122 2ZM129 1L126 0L125 2L127 3ZM136 1L140 2L142 0H136ZM147 1L148 0H146L145 2ZM174 1L177 2L178 5V11H177L178 14H180V16H182L184 19L190 20L193 26L199 29L198 31L199 37L198 39H196V41L198 43L200 42V45L204 43L203 50L209 49V52L208 50L207 52L204 50L205 52L202 51V53H198L197 56L194 54L193 58L191 57L192 59L188 58L182 65H179L176 68L181 71L183 70L190 72L195 77V79L192 82V86L194 87V90L199 87H201L199 89L202 90L203 88L202 86L210 79L208 77L210 75L212 76V74H209V71L210 72L217 71L219 73L218 75L219 77L216 76L217 85H218L217 87L218 88L222 87L226 89L224 95L236 92L241 96L243 95L245 97L247 96V98L250 100L253 99L252 101L256 102V115L258 121V122L256 121L257 128L255 135L258 137L259 140L257 139L258 141L257 140L256 141L259 142L260 138L261 139L263 138L262 139L263 141L262 140L261 141L264 143V17L263 16L260 17V18L263 17L260 22L262 24L260 25L262 27V32L256 34V38L258 40L257 41L256 38L253 36V34H251L252 30L250 28L251 26L250 24L254 23L253 21L254 18L252 17L253 14L251 15V13L253 12L251 11L252 10L251 4H253V0H250V2L249 0H234V1L233 0H174ZM260 1L261 3L264 4V0H260ZM130 5H135V4L125 5V8H131L132 6ZM262 14H264V12ZM217 39L220 42L223 41L222 44L225 47L224 48L222 46L221 48L222 51L220 50L219 52H218V48H216L217 46L215 43ZM213 42L215 46H212ZM212 49H214V51L216 50L217 52H215L214 54V51ZM203 53L205 54V56ZM200 54L201 56H199ZM232 57L235 59L236 63H234L233 61L234 59ZM219 58L221 60H219ZM222 59L225 61L224 65L225 66L227 65L226 67H223L224 65L223 63H221ZM217 66L220 69H218ZM218 70H220L221 72ZM226 75H229L227 76V78L229 79L226 78ZM228 80L229 82L231 81V83L233 84H229ZM203 82L205 83L203 84ZM227 87L229 89H227ZM181 92H179V95L182 94L184 91L182 93ZM185 93H186V95L184 94L185 97L183 95H180L183 96L180 97L177 93L178 97L176 94H175L176 96L173 94L174 97L171 96L170 98L171 99L173 98L175 100L177 97V99L179 100L181 98V101L188 100L190 98L188 96L189 94L187 95V92ZM250 96L251 98H249ZM195 100L196 98H194V101ZM261 135H263V137H261Z\"/></svg>", "mask_w": 264, "mask_h": 264}]
</instances>
